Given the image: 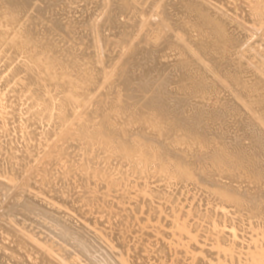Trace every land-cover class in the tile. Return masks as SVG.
I'll return each instance as SVG.
<instances>
[{
  "label": "bare ground",
  "instance_id": "obj_1",
  "mask_svg": "<svg viewBox=\"0 0 264 264\" xmlns=\"http://www.w3.org/2000/svg\"><path fill=\"white\" fill-rule=\"evenodd\" d=\"M3 1V0H2ZM7 1V0H6ZM33 1V0H32ZM42 1V0H41ZM44 1V0H43ZM46 1V0H45ZM56 1V0H55ZM55 1H53V2H55ZM66 1V0H65ZM92 1V0H91ZM103 1H105L106 2V6L107 5H109L110 6V12H109V15L107 16V18L104 20V22H103V24H105V27L106 26H110L112 29H114L113 30V32H114V34H118L120 37H121V39H122V41L121 40H119V41H121L124 45H128L129 46V49H128V51H126V52H124V53H126L125 55V57H124V54H123V57L124 58H122V59H120L121 60V62L118 60V62H120V64L117 62V60H115L117 63L116 64H119L118 66L116 65V67L114 66V62H113V60H110L109 58H110V56L109 57H105V55H101V54H99V53H96V52H94L96 55H94L93 56V58L95 59V63H99L100 65L102 64V59H103V57L105 58V59H107L106 60V62L107 63H109L110 61V65H111V63L113 62L114 64L110 67V65L108 64V67H107V65H106V68L104 67V69H109L110 70V68H114V70H111L112 71V73H110L109 72V70H108V72L110 73V74H108V72H106V70H104V69H102V74L101 73H99L98 72V70L100 71V69H95V64L93 65V67L94 68H92V66L90 67V74H89V72H88V76H85V77H87V78H89L90 77V79H86V80H88L87 82H86V80L84 81V83L86 82V83H88L89 82V80L91 81L89 84H87V88L85 87V84H83V86H81V87H79L80 85H82V84H80L78 87H74L73 85H74V82H76V80H74V82H73V80H72V82H73V85L71 86V85H68V80L67 81H65V82H61V81H59V82H55V80H53L55 83V85L53 84V83H51L52 81H51V79H50V81H48V79L47 78H40L39 77V75H38V73H40L39 71H38V69L40 68L39 67V63H37V64H35V61H34V63H32V64H34V65H30V66H28V65H26V64H22V66L19 68L18 67V71L15 73L14 71V73L13 72H11V75H14V76H12V77H14L15 79H17L16 77L17 76H19V80H17V81H19V83L17 82V84H19L18 86L21 88V89H24V90H26V92L28 91L29 93H31V98L33 97L34 99H35V102L37 103L36 105H39L40 107H42L43 109H44V111H46L47 113L48 112H50V108H51V104H50V102H51V100L53 101V99H55L56 97H58L59 98V96H61L60 97V100L59 101H61L60 102V107H61V113L60 114H55V115H53V114H50V113H48V114H44L45 115V118L43 117V116H38V114L39 113H37V114H33V115H31L32 117L30 118L29 116L30 115H27L26 117L27 118H25L26 120H27V122H26V120H25V124H24V119L23 120H21L20 122H18V120H17V115H19V114H17V115H10V116H17V117H15L16 118V125L18 126V128H17V126H13L14 128H11V130L12 129H16V131H18V133H21V132H24L25 134H27L26 135V137L25 138H28L27 136H30L29 138H35V136H39V135H42V134H44V135H47L46 137L48 138V140H49V142H50V139L52 138V139H54L53 137H56L55 139H57V141H56V143L60 140L59 138H61L62 137V134L61 135H59V129L62 127V125L65 123V122H67L68 123V117L71 119V118H73V117H71V116H74V114H69V113H72L73 111H74V109H76L77 107H84L85 105V103L88 101H92V102H94L93 103V105L95 106V107H93L94 109L92 110V111H90V113H88L89 111H87L88 109H86L87 107H85L84 109H86L85 111H87V115H88V117L87 118H84V122H82L83 120V118L81 117V116H78L77 118L75 117V120H78V122L77 123H74V122H72L71 123V125H72V127L73 126H75V132L76 133H80V134H83L84 132L86 133V136L88 135L90 138H92L94 141L97 139H101V142H103L104 143V145L106 146V147H111V148H113V150H114V153L112 154L113 155V157L116 159V157H123V161H129L130 160V162H131V160H132V162H133V164H135L134 166H133V164H132V166H133V168L132 169H134L135 170V172H142L143 173V171H141V170H143V169H137L136 168V165H137V160L138 159H132V158H134L135 156H137L140 152H142V151H144L143 153H146V154H148L149 156H151V157H153V158H151V165H154V163H156V161H158V163H156V167H154L155 168V170H156V172H158V170H161V169H163V168H167V167H169V168H174L175 169V172L176 173H180V172H183V171H185V170H187L189 173H190V178L195 182V185H197V186H200V187H202L203 189H204V191H205V193L206 194H208V196H206L207 198L206 199H208L209 197H212L213 195H214V201H218V203H219V201H220V205L222 206L221 207V209L219 210V214L218 215H220V216H226L227 215V210L225 209V205H227V204H229V205H234V206H236L238 209V213H240L241 214V216H243L244 218H246V217H248V215H250L251 216V218H252V215H256V216H258L259 214H262V212L264 213V211H262V210H264V184H262V185H260L261 187H258V185L261 183V181L263 182V178H264V69L262 68L264 65V63L263 64H256V65H254L253 67H251V65H252V63L248 66L247 64H244L242 61H240L239 59H237L236 58V60L235 59H233V57L236 55V54H234V49L238 46L237 45V43L239 42V41H241V40H237L238 38H239V35H237L236 34V36H238V38H236V36L235 35H231V33H229L230 31H228L227 30V26H229V25H227L226 26V21H227V18L225 19V17L223 18V17H221L220 16V14L218 15V12H216V10L214 11V9H213V7L212 8H210L207 4H205V3H203V1H201V0H178L177 2L175 1V0H164L165 2H164V4L162 3L161 4V2H157L158 4L157 5H159L158 7H160V10H159V8H158V10L159 11H157V12H155L154 13V17H152V21L151 22H144L145 23V27L147 26V30L144 32V34H140V36H139V38H137V39H135L134 40V38H133V36H134V32H135V30H137L138 28H137V25L139 24V22L138 21H140V20H138L137 21V19L139 18V15L140 14H145L144 12H143V10H144V8H141V7H138V4H140V3H138V4H135L136 2H134L133 0H102V2ZM142 1V0H141ZM155 1V0H154ZM175 1V2H174ZM204 1H206V0H204ZM214 0H212V4L215 2H213ZM1 2V1H0ZM27 2V1H26ZM30 2V1H29ZM61 2V1H60ZM63 2V1H62ZM73 2V1H72ZM71 2V3H72ZM79 2V1H78ZM87 2V1H86ZM94 2H96V0L94 1ZM93 2V3H94ZM97 2H99V1H97ZM101 1L99 2V5H100V3H102ZM104 2V3H105ZM175 3V5L177 6V8H175L176 6L174 5V3ZM207 2V1H206ZM209 3H210V0L208 1ZM243 2H245L244 0H243ZM8 3V4H7ZM7 3H5V4H7V5H5V7H6V15L4 14L3 16H5L4 18H6L7 17V19H8V16L10 15V16H14V15H17L18 13L20 14V17H17L16 16V19L14 18V22H17L16 20H22V17L23 18H25L24 17V15H22L21 16V13L23 14V12L21 11H19V9L21 8L22 9V3H24V0H9ZM32 3V2H31ZM30 3V5L32 6V4ZM33 3H35V1L33 2ZM47 3H49V4H51L50 2H47ZM69 3V2H68ZM90 3V2H89ZM172 3V6H173V8H175L176 10H181V9H185V10H183V11H185V12H183V13H185L184 15H185V17H186V14L190 17V20H188L187 18V20H186V22L185 21H182L184 18H182V20H180L181 18H179L180 16H178L177 17V13H174V12H177V11H175L174 9H172L171 11H169L170 9H169V7H167L168 5H170ZM215 3H217V4H219L220 2H215ZM214 3V4H215ZM222 3V2H221ZM248 4H251V9H250V11H248V13L249 12H251L250 13V15L247 13V15L248 16H250L252 19L250 20V21H252L253 23H255V24H257V27H259L258 26V24L260 25H263L264 24V0H248V2H247ZM246 3V4H247ZM1 4H3V3H1ZM28 4V3H27ZM45 4V3H44ZM81 4V3H80ZM86 4V3H85ZM143 4V3H142ZM146 4V3H145ZM144 4V5H145ZM213 4V5H214ZM224 4V3H223ZM246 4H244V5H246ZM30 5H27V6H30ZM38 5V4H37ZM65 5V4H64ZM71 5V4H70ZM75 5H76V3H75ZM84 5V4H83ZM82 5V6H83ZM87 5V4H86ZM97 5V4H96ZM102 5H104L103 3H102ZM229 5V4H228ZM232 5V4H231ZM238 5V4H237ZM1 6H3V5H1ZM0 6V7H1ZM34 6V5H33ZM54 6V5H53ZM56 6V5H55ZM63 6V5H62ZM67 6V5H66ZM77 6V5H76ZM81 6V7H82ZM94 6V5H93ZM105 6V8H107ZM155 6V5H154ZM171 6V7H172ZM215 7H218V6H216V5H214ZM242 6V5H241ZM241 6H240V8H241ZM4 7V6H3ZM2 7V8H3ZM23 7H25V10H26V3H25V6L23 5ZM36 7V6H35ZM39 7H41V6H39ZM39 7L37 6V11L38 12H40V13H42L40 10H39ZM43 8H44V6H42ZM41 7V10L43 9ZM49 7V6H48ZM74 7V6H73ZM86 7V6H85ZM102 7V6H101ZM220 7H222L221 5H220ZM224 7V6H223ZM53 8V7H52ZM61 8V6L59 7V9ZM64 8V7H63ZM69 8H71V7H69ZM78 8V7H77ZM77 8H74V9H77ZM151 8H152V6H151ZM29 9H30V7H29ZM48 9V8H47ZM46 9V10H47ZM50 9H51V5H50ZM55 9V8H54ZM80 9V8H79ZM83 9V8H82ZM143 9V10H142ZM154 9H156V7L154 8ZM218 9V8H217ZM242 9V8H241ZM28 10V9H27ZM44 10V9H43ZM49 10V9H48ZM66 10V9H65ZM64 10V11H65ZM68 10V9H67ZM66 10V11H67ZM84 10V9H83ZM86 10V9H85ZM84 10V11H85ZM100 10V9H99ZM98 10V11H99ZM104 10V9H103ZM146 10V9H145ZM144 10V11H145ZM151 10V9H150ZM150 10H146V11H150ZM226 10V9H225ZM233 10V9H232ZM236 10V9H235ZM52 11V10H51ZM63 11V12H64ZM78 11V10H77ZM92 11V10H91ZM102 11V10H101ZM108 11V10H107ZM123 11L127 14V12L128 13H130L131 15V19L127 22V24L126 23H120L119 21H118V18H117V16L119 17L120 15L119 14H117V13H123ZM145 11V12H146ZM234 11V10H233ZM242 11V10H241ZM246 11V10H245ZM3 12V11H2ZM18 12V13H17ZM25 13H28L27 11H24ZM32 13L34 12V11H31ZM45 12V11H44ZM56 12V11H55ZM63 12H62V14H63ZM75 12V11H74ZM82 12V11H81ZM80 12V13H81ZM105 12V11H104ZM148 12L146 13L147 15H148ZM181 12V17H184V15H183V13ZM223 12V11H222ZM225 12H227V11H225ZM237 12V11H236ZM4 13V12H3ZM2 13V14H3ZM17 13V14H16ZM30 13V12H29ZM32 13H30V14H32ZM36 14H37V12H35ZM51 13V12H50ZM77 13V12H76ZM76 13H74V14H76ZM89 13V12H88ZM239 13H240V11H239ZM242 13V12H241ZM244 13H246V12H244ZM7 14H8V16H7ZM44 14V13H43ZM47 14V13H46ZM49 14V13H48ZM61 14V13H60ZM64 14H66V13H64ZM72 14V13H71ZM86 14V13H85ZM126 14H124V15H126ZM146 14H145V16H143V15H141L142 17H146ZM178 14H179V12H178ZM232 14H234V13H232ZM1 15V14H0ZM55 15V14H54ZM59 15V14H58ZM67 15H68V13H67ZM80 15V14H79ZM103 15H104V13H103ZM122 15V14H121ZM242 15V14H241ZM244 15V14H243ZM27 16V15H26ZM28 16H30V15H28ZM27 16V17H28ZM43 16V15H42ZM47 16L48 15H46V17L45 18H47ZM53 16V15H52ZM56 16V15H55ZM72 16H73V14H72ZM71 16V17H72ZM77 16H78V14H77ZM87 16V15H86ZM92 16H93V14H92ZM95 16V15H94ZM97 16V15H96ZM123 16V15H122ZM150 16H152V15H150ZM149 16V17H150ZM222 16H223V14H222ZM233 16V15H232ZM36 17V16H35ZM62 17V16H61ZM60 17V18H61ZM85 17V16H84ZM99 17H100V15H99ZM99 17H97V18H99ZM126 17H128V16H126ZM149 17H146V18H148V20L150 19ZM227 17V16H226ZM247 17V16H246ZM1 18V17H0ZM3 18V19H4ZM12 18V19H13ZM31 18V17H30ZM38 18V17H37ZM40 18V17H39ZM38 18V19H39ZM90 18V17H89ZM93 18V17H92ZM125 18V17H124ZM179 18V19H178ZM244 18V17H243ZM3 19H1V21H0V23L2 22V20ZM11 19V20H12ZM26 19V18H25ZM28 19V18H27ZM25 20V21H28V20ZM34 19V18H33ZM49 19H50V17H49ZM57 18H55V20H56ZM62 19V18H61ZM65 19H67V18H65ZM74 19V18H73ZM77 19V18H76ZM141 19V18H140ZM236 19V18H235ZM240 19H242V18H240ZM10 20V19H9ZM18 20V21H19ZM36 20V19H35ZM47 21H48V18L46 19ZM96 20V22L98 23V20L99 19H95ZM142 20H143V18H142ZM154 20H155V22H156V24H153L154 23ZM237 20V19H236ZM235 20V21H236ZM239 20V19H238ZM247 20V19H246ZM249 20V19H248ZM60 21H62V20H59L58 22H60ZM65 21V20H64ZM69 21V20H68ZM68 21H66V22H68ZM78 21H80V20H78ZM78 21H76V22H78ZM89 21V20H88ZM182 21V22H181ZM188 21V22H187ZM232 21V20H231ZM245 21V20H244ZM4 22V21H3ZM8 22V21H7ZM13 22V23H14ZM20 22V21H19ZM32 23H33V21H31ZM35 22V21H34ZM37 22H38V20H37ZM39 22H40V20H39ZM42 22V21H41ZM45 22V21H44ZM56 21H54L53 23L54 24H56L55 23ZM87 21H85V23H86ZM93 22V21H92ZM101 22V21H100ZM126 22V21H125ZM143 22V21H142ZM160 23V24H158V23ZM230 22V21H229ZM9 23V22H8ZM43 23V22H42ZM42 23H40V24H42ZM46 23V22H45ZM48 23V22H47ZM78 23H80V22H78ZM77 23V24H78ZM85 23H83V25L85 24ZM146 23L148 24V25H146ZM189 23V24H188ZM228 23V22H227ZM246 23V22H245ZM2 24V23H1ZM14 24H16V23H14ZM25 24V23H24ZM30 25H31V23H29ZM35 24V23H34ZM54 24H52V25H54ZM57 24H59V23H57ZM56 24V25H57ZM74 24V23H73ZM90 24V23H89ZM93 24V23H92ZM94 24H96L95 22H94ZM93 24V27L91 26V25H88V26H91V27H88L87 26V28H90V30H91V32H93L94 34H97V33H99L100 34V36H101V39L99 40V41H101V45H102V49H105V47H112V45H117V44H115V43H113V44H111L110 43V41H109V36H107L106 34L105 35H103L104 37L102 38V32L101 31H103V30H101L103 27L102 26H104V25H100L99 27H95V25ZM140 24H141V22H140ZM139 24V25H140ZM232 24V23H231ZM4 25V24H3ZM10 25V24H9ZM46 25V24H45ZM48 25V24H47ZM51 25V24H50ZM51 25V26H52ZM56 25H54V26H56ZM80 25V24H79ZM138 25V26H139ZM249 25V24H248ZM14 26V25H13ZM23 26H25V25H23ZM35 26V25H34ZM36 26H37V24H36ZM63 26V24L60 26H56L55 28H57L58 30H63V32H67V36H71V34L72 33H75L76 31H78V30H76L75 32H72V31H70L71 29L70 28H68V27H71L69 24L67 25V28L66 27H62ZM85 26V25H84ZM143 26V27H144ZM31 27V26H30ZM45 27V26H44ZM76 28H77V26H75ZM110 27H108L109 29H111ZM230 27V26H229ZM232 27V26H231ZM230 27V28H231ZM24 28V27H23ZM33 28V27H32ZM81 28V27H80ZM83 28V27H82ZM81 28V29H82ZM97 28H98V30H97ZM137 28V29H136ZM164 28H166V30L164 29ZM232 28H234V27H232ZM31 29V28H30ZM70 29V30H69ZM81 29H79V31L81 30ZM84 29V28H83ZM85 29H86V27H85ZM190 29V30H189ZM235 29V28H234ZM38 30V29H37ZM41 30V29H40ZM75 30V29H74ZM104 30H108L107 28L106 29H104ZM144 30V29H143ZM192 30V31H191ZM194 30H198L200 33V35H198V34H195V35H197V37H194V34H190V31L191 32H193L194 33ZM232 30V29H231ZM240 30V29H239ZM26 31V34L28 33V32H30L29 30L27 31V30H25ZM83 31V30H82ZM89 31V30H88ZM96 31H97V33H96ZM105 31V32H106ZM109 31V30H108ZM112 31V30H111ZM111 31H110V33H111ZM198 31H197V33H198ZM2 32V31H1ZM0 32V33H1ZM11 32H12V30H11ZM16 32V31H15ZM63 32H62V34H63ZM65 32V33H66ZM72 32V33H71ZM84 32V31H83ZM90 32V31H89ZM4 35H5V33H4V31L2 32ZM23 33L25 34V32L23 31ZM140 33V32H139ZM142 33V32H141ZM166 33H167V35H166ZM179 33V35L180 36H177V34ZM196 33V32H195ZM240 33V31L238 32V34ZM47 34V33H46ZM45 34V35H46ZM84 34V33H83ZM89 34V33H88ZM109 34V33H108ZM246 34V33H245ZM10 34H8V36H9ZM15 35V34H14ZM14 35H12V36H14ZM31 39L26 35V37H28L30 40H31V42L33 41L34 42V35L32 36V32H31ZM50 35V34H49ZM75 35V34H74ZM86 35V34H85ZM84 35V36H85ZM91 35V34H90ZM38 36V35H37ZM42 36H43V34H42ZM56 36V35H55ZM54 36V37H55ZM66 36V37H67ZM73 36V35H72ZM92 36H93V34H92ZM105 36H107V37H105ZM111 36V35H110ZM115 36V35H114ZM118 36V37H119ZM177 36V37H176ZM16 37V36H15ZM23 37H25V36H23ZM26 37H25V41L26 42H29V39L27 38L26 39ZM44 37V36H43ZM47 37V36H46ZM63 37V36H62ZM78 37V36H77ZM80 37V36H79ZM90 37V36H89ZM88 37V38H89ZM97 36L95 35V38H96ZM113 37V36H112ZM111 37V38H112ZM116 37V36H115ZM137 37V36H136ZM4 38V37H3ZM3 38L1 37V34H0V58L3 56L4 57V60L6 61V59H7V56H6V59H5V55L6 54H4V52H6L5 51V46H6V42L8 41V39H7V41H4L3 40ZM6 38V37H5ZM4 38V39H5ZM22 38V37H21ZM48 38V37H47ZM64 38V37H63ZM71 38V37H70ZM73 38V37H72ZM82 38V37H81ZM81 38H79V40H81ZM100 38V37H99ZM11 39V38H10ZM19 39V38H18ZM75 39V38H74ZM87 39V38H86ZM89 39H91V37L89 38ZM240 39V38H239ZM20 40H24V38H22V39H20ZM28 40V41H27ZM40 40H42L41 38H40ZM60 40V39H59ZM83 40H84V38H83ZM97 40V39H96ZM137 40V41H136ZM242 40H244V39H242ZM14 41V40H13ZM16 41V40H15ZM46 41V40H45ZM91 41V40H90ZM94 41V40H93ZM115 41V40H114ZM118 41V42H119ZM17 42V41H16ZM15 42V43H16ZM31 42H29V44L28 45H30V43ZM48 42V41H47ZM47 42H45V43H47ZM50 42V41H49ZM97 42V41H96ZM241 42H244V41H241ZM262 42V41H261ZM5 43V44H4ZM13 43V42H12ZM15 43L14 44H12V45H15ZM53 43V42H52ZM57 43V42H56ZM60 43H63V42H60ZM73 43V42H72ZM94 43H95V41H94ZM98 43V42H97ZM96 43V44H97ZM17 44V43H16ZM24 44V43H23ZM26 44V43H25ZM39 44V43H38ZM78 44V43H77ZM76 44V45H77ZM89 44H90V42H89ZM88 44V45H89ZM100 44V43H99ZM98 44V45H99ZM243 44V43H242ZM241 44V45H242ZM245 44V43H244ZM9 45V44H8ZM11 45V44H10ZM19 44H17V46H18ZM34 45H35V43H34ZM54 45V44H53ZM59 45V44H58ZM63 45V44H62ZM75 45V46H76ZM81 45V44H80ZM88 45H87V48H88ZM239 45H240V43H239ZM256 45V44H255ZM26 46V45H25ZM36 46V45H35ZM84 46V45H83ZM93 47L95 46V45H92ZM119 46V45H118ZM261 46V45H260ZM259 46V47H260ZM12 46H10V48H11ZM22 47H23V45H22ZM28 47V46H27ZM30 47V46H29ZM56 47V46H55ZM99 47V46H98ZM97 47V48H98ZM111 47H110V49H111ZM124 47V46H123ZM238 47H240V46H238ZM242 47V46H241ZM240 47V48H241ZM20 48V47H19ZM32 48V47H31ZM30 48V49H31ZM38 48V47H37ZM43 48H45V47H43ZM57 48V47H56ZM68 48V47H67ZM86 48V49H87ZM95 48V47H94ZM100 48V47H99ZM98 48V49H99ZM107 48V49H108ZM125 48V47H124ZM173 48H175L176 50H178V52H179V54L178 53H174L175 55V58L177 57L176 55L178 54L180 57H178L177 58V60L176 61H174V62H170V63H165V62H162L161 61V53H163L165 50H166V52H168V50L167 49H173ZM243 48V47H242ZM242 48H241V50H242ZM250 47H248V49H249ZM17 49V48H16ZM49 49V48H48ZM84 49V48H83ZM96 49V48H95ZM9 49H7V51H8ZM14 50H15V48H14ZM20 50V49H19ZM24 50V49H23ZM33 50V49H32ZM43 50H45V49H43ZM53 50V49H52ZM55 50V49H54ZM80 50V49H79ZM101 50V49H100ZM113 50V49H112ZM127 50V49H126ZM170 50H169V52H170ZM175 50V51H176ZM236 50H238V48L236 49ZM241 50L239 51V53L241 52ZM247 50V49H246ZM246 50H244V52H245V54H244V52H243V54L245 55V58H246V56L248 57V59L250 60H253L252 59V55H250L249 53H248V50L246 51ZM10 51H12V49L10 50ZM38 51V50H37ZM41 51V50H40ZM39 51V52H40ZM60 51H62V50H60ZM88 51V50H87ZM106 51V50H105ZM251 51V50H250ZM9 52V51H8ZM16 52V51H15ZM38 52V53H39ZM48 52V51H47ZM55 52V51H54ZM53 52V53H54ZM59 52V51H58ZM64 52H66V51H64ZM91 52V51H90ZM99 52V51H98ZM104 52V51H103ZM106 52H108V51H106ZM119 52V51H118ZM169 52H168V54H167V56H169L170 54H169ZM237 52V51H236ZM253 52V51H252ZM260 52V51H259ZM10 53V52H9ZM8 53V54H9ZM27 53V52H26ZM52 52H51V54H53ZM61 53V52H60ZM63 53V52H62ZM68 53V52H67ZM70 53V52H69ZM77 53V52H76ZM93 53V52H92ZM102 53V52H101ZM239 53L237 54L238 55V57H240L239 56ZM248 53V54H247ZM19 54H22V52L21 53H19ZM34 55H35V53H33ZM42 54V53H41ZM40 54V55H41ZM83 54V53H82ZM107 54V53H106ZM263 54V53H262ZM11 55V53L9 54V56ZM15 56V57H17L18 55L16 54V53H14L13 51H12V55L11 56ZM17 55V56H16ZM37 56H38V54H36ZM40 55H39V57H40ZM44 55H46V54H44ZM61 55V54H60ZM73 55H75L74 53H73ZM80 55V54H79ZM101 55V56H100ZM111 55V54H110ZM256 55V54H255ZM20 56V55H19ZM30 56V55H29ZM32 56V55H31ZM30 56V57H31ZM36 56V57H37ZM89 56V55H88ZM120 56V55H119ZM252 56V57H251ZM264 56V55H263ZM49 57H50V55H49ZM49 57H47V60H48V62H47V64L51 61V62H53L54 63V59H55V63L53 64L52 63V65H54V67H51V68H54V71H57L58 72V70H60L61 68H63L64 66L62 65V66H60V64L59 63H61L60 61H63V60H60L59 61V63H57L58 61H56V58L59 60L61 57H59L58 58V56L56 57V58H54V56H53V61H52V59L50 60V58ZM64 57V56H63ZM68 57V56H67ZM73 57V56H72ZM91 57V56H90ZM116 57V56H115ZM164 58L166 57V53H165V56H163ZM172 57H173V55H172ZM9 58V57H8ZM32 58H33V56H32ZM45 57H41V59H44ZM49 58V59H48ZM112 59H113V57H111ZM167 58V57H166ZM174 58V59H175ZM255 58H256V56H255ZM254 58V59H255ZM3 59V58H2ZM13 59H14V57H13ZM23 59V58H22ZM28 59H30V58H28ZM35 59V58H34ZM41 59L39 60V61H41ZM64 59H66V58H64ZM77 59V58H76ZM76 59H75V61H76ZM89 59H91V58H89ZM116 59V58H115ZM260 59V58H259ZM18 59L17 58H15V61H17ZM21 60V59H20ZM31 60V59H30ZM37 60V59H36ZM72 60H74V59H72ZM84 60H85V58H84ZM87 60V59H86ZM110 60V61H109ZM166 60V59H165ZM167 60H170V58L168 59L167 58ZM166 60V61H167ZM171 60H173L172 58H171ZM195 60L196 61H198L199 62V65L198 66H201L200 68H198V67H195V66H193V64L194 63H196L195 62ZM250 60V61H251ZM7 61H9L10 62V65H13V63H15V61L13 62V60H7ZM24 61H26V60H24ZM44 61L45 60H43L42 62H43V64H42V62H40L41 64H42V66L44 65H46V64H44ZM88 61V60H87ZM105 61V60H104ZM244 61V60H243ZM261 61V60H260ZM31 62V61H30ZM46 62V61H45ZM50 62V63H51ZM64 62V61H63ZM69 62H71V61H69ZM77 62V61H76ZM89 62H91V61H89ZM89 62H87V63H89ZM93 62V61H92ZM248 62V61H247ZM251 62H253V61H251ZM255 62V61H254ZM259 62V61H258ZM12 63V64H11ZM28 63V62H27ZM50 63L48 64L49 66H50ZM79 63H80V61H79ZM82 64H83V62H81ZM84 63H86V62H84ZM106 63V64H107ZM262 63V62H261ZM8 64V63H7ZM6 64V65H7ZM57 64L59 65V67H61V68H59V67H57L58 68V70L55 68V66H57ZM73 64V63H72ZM76 64V63H75ZM78 64V63H77ZM90 64V63H89ZM104 65H105V63H103ZM197 64V63H196ZM254 64V63H253ZM15 66H16V68H17V65L16 64H14ZM47 65V67H49ZM65 66H67V64L65 63L64 64ZM263 65V66H262ZM9 66V65H8ZM14 66V67H15ZM72 66H75V65H72ZM197 66V65H196ZM47 67L45 66V68H46V71H47ZM89 67V66H88ZM99 67V66H98ZM101 67H103V66H101ZM100 67V68H101ZM110 67V68H109ZM193 67H195V68H198V69H195L194 70V68ZM252 69H251V68ZM9 68V67H8ZM73 68V67H72ZM75 68V67H74ZM77 68H80V66L78 67L77 66ZM76 68V69H77ZM87 68V67H86ZM92 68V69H91ZM254 68V69H253ZM41 69V71L43 70V68L41 67L40 68ZM49 69V68H48ZM68 68L66 67V69L65 70H67ZM13 70H16V69H14L13 68ZM51 71H53V69H50ZM62 70V69H61ZM74 70L75 69H73V72H74ZM77 70H79V69H77ZM80 70H81V68H80ZM80 70H79V74H81L80 73ZM84 69H82V71H83ZM45 71V72H46ZM53 71V72H54ZM69 71V70H68ZM68 71H66V74H67V72ZM71 71H72V69H71ZM57 72H55L56 74H57ZM61 72H63V71H61ZM76 72H78V71H76ZM76 72H74L75 74H76ZM84 72H85V70H84ZM84 72H83V75H85L84 74ZM87 72H85V73H87ZM96 72L97 73H99L98 75H96ZM101 72V71H100ZM64 73H65V71H64ZM69 73H70V71H69ZM72 73V72H71ZM71 73H70V76H71ZM219 74L220 75V77L221 78H223L224 79V86L223 85H221L222 87V90L225 92V90L229 93H227V92H225V93H227L228 95H226L225 97H221V100L219 99V97H217V96H215V98H218V100H219V103H217L216 101H218L217 99H215V103H217L216 105L215 104H213V105H211V103L212 102H214V101H211V100H209V101H211V103H210V106H212V107H210L209 106V108L208 107H206V111H208V113L209 114H207V116H208V119L210 120V122H208V123H206V122H204V121H208V119L206 120V119H204V118H206L203 114V110H201V108H196L193 104V106H194V108L192 109L191 108V112H190V114H188V113H186V111L188 110H181V107H182V101L180 100L181 99V96H182V100H183V95L182 94H179V93H181V92H185V93H183V94H189V95H191L192 97H193V94H195V96H196V94H197V98H195V99H197V100H202L203 99V97L204 98H207L206 97V95H207V93L209 92V91H211L212 90V88H213V90L215 89L214 88V86L215 87H217V83H216V81H215V74ZM250 73H252V75H253V77H254V80H249L250 78H248V74L250 75ZM15 74H18L17 76L15 75ZM22 74V75H21ZM53 74V73H52ZM58 74H60V72L58 73ZM57 74V75H58ZM66 74H62V75H66ZM75 74L74 75H72V77H71V79L72 78H76L75 77ZM48 75V74H47ZM61 75V74H60ZM59 75V76H60ZM78 74H76V76H77ZM83 75H81V76H83ZM91 75V76H90ZM101 75V76H100ZM109 75V76H108ZM16 76V77H15ZM51 77H52V75H50ZM102 76H103V79L105 80H103L102 82H100L99 81V79L101 80V78H102ZM107 76H108V78H107ZM110 76H111V78H113V79H109L110 78ZM114 76L115 77H117V78H114ZM218 76V75H217ZM216 76V77H217ZM8 77V76H7ZM54 77H56V75H54ZM61 77V76H60ZM68 77V76H67ZM65 78V79H69V78ZM78 77V76H77ZM101 77V78H100ZM175 77H177V81H176V79H175ZM10 78V77H9ZM57 79H58V77H56ZM173 78L175 79L174 81L177 83V89H172L171 87L167 90V92L171 89L172 91L173 90H177L176 92H174L177 96H173V97H175V98H172L171 97V95H169V94H174V93H167V92H165L166 94H168L172 99H169V97H168V99L167 98H165L163 95H166V94H163L164 93V91L165 90H163L166 86H170V84L172 83V81H173ZM219 78V77H218ZM12 79V78H11ZM10 79V80H11ZM60 79V78H59ZM58 79V80H59ZM64 79V78H63ZM77 79V78H76ZM83 80L85 79V78H82ZM109 79V80H108ZM220 79V78H219ZM8 80V79H7ZM62 80V79H61ZM79 80V79H78ZM77 80V81H78ZM80 80H81V77H80ZM80 80L78 81L79 83H80ZM222 80V79H221ZM220 80V81H221ZM9 81V80H8ZM13 81V80H12ZM174 81H173V83H174ZM218 81V80H217ZM219 81V82H220ZM50 82V83H49ZM78 82H76L75 84H79ZM81 82H83L82 80H81ZM218 82V83H219ZM222 82V81H221ZM93 84V86H94V88H95V85H106V89L104 90L103 89V91L101 92V94L99 95V96H97V95H95L97 98L95 99V97H92V99L89 97H87L86 95H90L89 93H92V92H94V93H96L95 92V89H94V91H92L93 89H92V85H90V84ZM52 84H53V86H55L56 87V89L54 90V88L55 87H52ZM59 85V86H58ZM70 87V89L68 88V86ZM16 86V85H15ZM50 86H51V89H50ZM66 86V87H65ZM68 88V89H65V88ZM72 87H74V88H72ZM89 87H91V88H89ZM220 87V86H219ZM219 87L218 88H216L217 90H219ZM52 88H53V90L55 91L53 94H50L49 95V93H51L52 91ZM89 88V89H88ZM176 88V87H175ZM14 89H16V88H14ZM216 89L214 90V91H216ZM18 90L20 91V89L18 88ZM80 90V91H79ZM82 90H86L85 92H86V95H84L85 93H81L82 92ZM96 90H97V86H96ZM170 90V92H172ZM17 91V90H16ZM88 91V92H87ZM99 91H101V90H99ZM219 92V91H218ZM221 92V91H220ZM223 92V93H224ZM209 94V93H208ZM212 94V93H211ZM48 95V96H47ZM57 95V96H56ZM84 95V96H83ZM189 95H186V96H189ZM199 95V96H198ZM47 96V97H46ZM200 96H202V97H200ZM213 96V95H212ZM84 97H86V98H84ZM178 97H180L178 100H177V98ZM198 97H200V98H202V99H198ZM211 97V96H210ZM214 97V96H213ZM88 98V99H87ZM94 98V99H93ZM186 98V97H185ZM187 98H189V97H187ZM186 98V100L185 101H190L189 99H187ZM181 101V102H178V101ZM203 101V100H202ZM208 101V102H209ZM239 101H240V103H242V105L243 106H245L246 107V109H247V112L246 111H244L243 109H242V106L240 107V105H239ZM89 102V103H90ZM194 102V101H193ZM195 102H196V100H195ZM200 103H201V101H199ZM199 102H196V103H199ZM203 102H206V104H204V106H206L207 105V101H203ZM181 103V104H180ZM184 103V102H183ZM187 103V102H186ZM186 103H184V104H186ZM190 103V102H189ZM195 103V104H196ZM86 104H88V103H86ZM179 104V105H178ZM191 105V104H190ZM189 105V106H190ZM209 105V104H208ZM186 106V105H185ZM185 106H184V109H186L185 108ZM204 106L202 107V109L204 108ZM187 107V106H186ZM191 107V106H190ZM190 107H189V109H190ZM200 107V106H199ZM78 108V109H79ZM208 108V109H207ZM77 109V110H78ZM83 109V108H82ZM39 110H41V109H39ZM39 110H38V112H39ZM79 111V110H78ZM42 112H43V110H42ZM77 112V111H76ZM83 112V111H82ZM188 112V111H187ZM43 114V113H42ZM79 115H81V113H78ZM253 114V115H252ZM255 114H258L257 116H255ZM6 115V114H5ZM4 115V117L2 116V115H0V155H1V158H2V156H3V159H4V161H2L1 160V162H3V163H0V172H1V174H3L4 172L5 173H7V172H9V171H12V173L14 174V178L16 179V181H17V178H18V180L19 181H21L19 178H20V175H21V177H23L22 176V174L24 173V172H22V171H26L27 170V168L29 167V165L30 164H32L33 165V161L32 160H34L33 158H36L35 156L32 158V156H31V153H32V155H34V153L33 152H31V151H29V152H31L30 153V155L29 154H27L25 151H26V148H27V145L28 144H32V145H34V143H32V142H28V144L26 145V143H27V141L25 142V149H24V153H21L20 154V156L18 155V156H16L15 158H16V162H14L13 160H12V158L10 159V158H8V157H6V156H4L3 155V149H7V146H9V144L7 145V146H4L5 144H6V142L5 141H3L4 139H2V136L4 135V132H5V134L7 133V132H9L8 133V135L9 134H11L13 131H8V130H10V128H8V126H9V122L11 121V119L10 118H8V117H6ZM23 115V114H22ZM25 115V114H24ZM77 115V114H76ZM122 115L123 116H127V118H129L128 116H130V117H138V118H142V117H144V119H145V117L146 118H148V121L146 120V122L144 123V124H141V125H137V122H136V125L137 126H134V127H131V126H128L129 124H127V126H126V124H125V122L127 121V119L125 120L124 118H126V117H122ZM138 115V116H137ZM150 115V117L151 118H149V117H147V116H149ZM22 117V116H21ZM41 117L42 118H44V119H41ZM123 118V120H121V118ZM134 117V118H135ZM12 118V117H11ZM15 118L14 119H12V120H15ZM30 118V119H29ZM134 118H131V119H129L128 120V123H129V121L131 122L130 124H132V125H134V123H133V120H134ZM138 118H135V119H138ZM19 119V118H18ZM74 119V118H73ZM118 119H120L122 122L123 121H125L124 123H122L121 124V122H120V124H118L119 123V121H118ZM20 120V119H19ZM132 120V121H131ZM140 120H142V119H139V121H138V123L139 122H141ZM73 121V120H72ZM118 121V123H116ZM136 121V120H135ZM144 121V120H143ZM12 122V121H11ZM10 122V123H11ZM18 122V123H17ZM23 122V123H22ZM204 122V123H203ZM146 123H148L147 125H148V127L146 126ZM231 123H232V125H231ZM14 124V125H15ZM66 124V123H65ZM70 124V123H69ZM68 124V125H69ZM226 125H227V127H226ZM12 125H10L9 127H11ZM36 126V127H35ZM231 126V127H230ZM230 127V128H229ZM64 128V127H63ZM63 128H62V130H63ZM70 128H71V126H70ZM158 128H163V129H165L166 130V132L165 131H161L162 133L163 132H165V136L163 137V136H161L162 135V133L159 135V131L160 130H158ZM226 128L227 129H229V130H227L226 131ZM72 129V128H71ZM70 129V130H71ZM74 129V128H73ZM72 129V130H73ZM157 129V130H156ZM27 130H31V132L29 133ZM68 130V129H67ZM15 131V130H14ZM13 132V134L16 136L17 135V132ZM21 131V132H20ZM65 131V130H64ZM64 131H62V132H64ZM159 132V133H158ZM177 132H178V137H181L180 136V134L182 135V137L184 136L185 138L184 139H186L187 140V143H190V149L187 147V148H185V150L187 151H184L183 150V148L181 147L180 148V146L179 145H176V144H181V142L182 141H180V143H178L179 141H178V139L176 138V140H177V142H176V140H174L175 139V135L177 134ZM70 133H72V132H70ZM75 133V134H76ZM85 133H84V135H85ZM167 133H168V135H167ZM171 133H173V134H175L174 136H173V134H172V137H174V138H172V137H168L169 135L171 136ZM23 134V133H22ZM22 134L20 135V136H22ZM74 134V135H75ZM79 134V135H80ZM7 135V134H6ZM8 135H7V137L6 136H4V137H6L7 139H8ZM14 135H12V137H14ZM64 135V134H63ZM79 135H77L78 137H79ZM84 135H83V137H84ZM19 136V137H20ZM34 136V137H33ZM67 136V135H66ZM76 136V137H77ZM18 137V138H19ZM77 137V138H78ZM80 137H82V136H80ZM79 137V138H80ZM82 137V138H83ZM9 138H11V137H9ZM16 138V137H15ZM18 138L16 139V141H14V143L15 142H19L20 140H22L21 138H19L20 140L18 141ZM66 137H65V135H64V137L62 138V139H65ZM168 138L170 139V140H168ZM172 138V139H171ZM14 139V138H13ZM36 139V138H35ZM43 140L45 139V141H47V139L46 138H42ZM59 139V140H58ZM62 139L60 140L61 142H62V144H60V142L58 143V144H60L61 145V148H63L61 151L58 149V148H55V147H52V149L53 148H55V149H58L60 152H61V154H62V156H63V154H66V150L68 151V149H69V151L71 152V151H73L75 148H74V146H72V145H69V143H68V145L66 144H64V142L62 141ZM73 139H75V138H73ZM183 139V140H184ZM23 140H24V138H23ZM37 140V139H36ZM36 140H35V143H36ZM67 140V139H66ZM98 140V141H99ZM172 140V141H171ZM180 140H182V139H180ZM200 140V142L198 143L197 141H199ZM10 142L11 143V141H12V139H11V141H10V139H8L7 140V142ZM31 141H32V139H31ZM55 141V140H54ZM78 141V140H77ZM175 141V143L174 144H172L173 142ZM185 141V140H184ZM184 141L182 142V143H184ZM193 141V142H192ZM34 142V141H33ZM37 142H39V140H37ZM49 142H46V143H48L49 144ZM52 142H53V140H52ZM52 142H50V144H52ZM67 142V141H66ZM68 142H69V139H68ZM70 142H72V141H70ZM73 142H75V141H73ZM13 143V144H14ZM40 143V142H39ZM38 143V144H39ZM45 143V142H44ZM44 143H43V145H44ZM55 143V142H54ZM186 143V142H185ZM12 144V143H11ZM20 144H23V143H20ZM31 144L29 145L30 147H31ZM37 144V145H38ZM71 144V143H70ZM197 144V145H196ZM41 145V144H40ZM42 145V146H43ZM54 145H56V144H54ZM75 145V144H74ZM187 145V144H186ZM29 146H28V148H29ZM35 146V145H34ZM42 146H41V148H42ZM5 147V148H4ZM23 147V146H22ZM45 147V146H44ZM44 147H43V150H44ZM49 147H51V146H49ZM58 147H60V146H58ZM70 147H71V149L72 148H74V149H72V150H70ZM75 147H77V145H75ZM18 148H20V147H18ZM36 148V147H35ZM40 148V149H41ZM60 148V149H61ZM68 148V149H67ZM10 151H13L12 150V148L9 146V148H8ZM8 149H7V151H8ZM39 149V150H40ZM48 149V148H47ZM19 150H22V149H19ZM17 151V150H15V151H17V152H19L20 153V151ZM30 150H32V148L30 149ZM33 150H34V148H33ZM39 150H38V155H40L41 154V152L42 151H40L39 152ZM42 150V149H41ZM57 150V151H58ZM48 151L49 152H45V155H46V157H48L47 155H49V157L50 156H52V159L54 158V156H55V159H53V161L55 160V162L57 161V160H60V157H61V154L58 152L57 153V155H55V152L56 151H51V150H49L48 149ZM188 151H192V152H194L192 155H191V153H190V155L189 156H191L190 158H188L189 160H187L186 159V157H189L188 156ZM14 152V151H13ZM22 152V151H21ZM27 152H28V149H27ZM28 152V153H29ZM34 152H35V154H36V149L34 150ZM43 152V153H44ZM74 152V151H73ZM4 153H7L5 150H4ZM25 153L27 154V155H25ZM46 153H48V154H46ZM14 154L15 153H13L12 154V152H11V155H13L14 156ZM24 154V155H23ZM58 154H60V155H58ZM140 154H142V153H140ZM139 154V155H140ZM10 155V154H9ZM10 155V156H11ZM17 155V154H16ZM23 155V156H22ZM37 155V154H36ZM42 155V154H41ZM67 155H69V152H68V154ZM145 154H142V156H144ZM7 156H8V154H7ZM59 157V158H57V157ZM66 156V155H65ZM71 156H72V154H71ZM75 156V155H74ZM70 156H68V158H69ZM111 157V156H110ZM6 158H8L9 159V163H10V165H9V163H8V165H7V159ZM39 158H40V156H39ZM42 158V157H41ZM43 158H44V156H43ZM64 158V157H63ZM73 157H71V158H69V160L70 159H72ZM114 158L112 159L113 161H114ZM5 159H6V163H5ZM37 159V158H36ZM35 159V161L37 162V160ZM49 159V158H48ZM67 156H66V158H65V161L67 162ZM73 159H75V157L73 158ZM41 160V159H40ZM39 160V161H40ZM45 160V159H44ZM111 160V161H112ZM39 161H38V163H39ZM42 162H43V160H41ZM46 161V160H45ZM51 161V160H50ZM65 161H63V165H66L67 163H65ZM139 161H141V159L139 160ZM138 161V162H139ZM42 162H40V163H42ZM47 162V161H46ZM46 162H44V163H46ZM54 162V163H55ZM70 162V161H69ZM109 162V161H108ZM207 162V163H206ZM208 162H209V164H210V168L208 167L207 168V166H208ZM73 163H74V161H73ZM114 163V162H113ZM141 163V162H140ZM12 164V165H11ZM48 164H50L51 165V162L50 163H48ZM57 164V163H56ZM72 164V163H71ZM75 164V163H74ZM109 164H111V162L109 163ZM39 165V164H38ZM40 165H42V166H40ZM39 166L42 168V167H44L43 166V164H40ZM59 165V164H58ZM62 165V166H63ZM70 165V164H69ZM34 166V165H33ZM35 166H37V165H35ZM61 166V167H62ZM72 166V165H71ZM70 166V167H71ZM78 166H80V165H78ZM107 166V165H106ZM106 166H104V168L106 167ZM138 166H140V164H138ZM38 167V166H37ZM73 167V166H72ZM71 167V168H72ZM84 167V166H83ZM202 167L205 169H203L202 170ZM213 167H217V170H218V168H219V170H220V172H218L217 173V171H215L216 169L215 168H213ZM51 168V167H50ZM53 168V167H52ZM65 168H67V171H68V167H67V165L65 166ZM64 168V169H65ZM76 168H80V167H76ZM103 168V167H102ZM104 168H103V170H104ZM141 168V167H140ZM206 168H207V171H209V170H211L212 169V171L209 173V174H206V173H203L204 171H206ZM221 168V169H220ZM26 169V170H25ZM49 169V168H48ZM47 169V170H48ZM70 169V168H69ZM72 169H74L75 170V167L74 168H72ZM98 169H100L99 170V172L101 171V167L100 168H98ZM106 169V168H105ZM109 169V172H110V177L109 176H107L106 175V177H109V179H110V181L112 182V184H117L118 182H120L121 180H124L123 178V176L121 175L120 176V173L121 174H123L122 172H119V173H117L118 171H114V173H112L113 171L112 170H110V167L108 168ZM107 169V170H108ZM111 169H114V168H111ZM200 169V170H199ZM215 169V170H214ZM29 170V169H28ZM27 170V171H28ZM35 170V169H34ZM34 170H33V172H34ZM50 170V169H49ZM52 170V169H51ZM55 171H56V169H54ZM96 170V169H95ZM106 170V171H107ZM116 170V169H115ZM140 170V171H139ZM72 171V170H71ZM198 171H200V172H198ZM202 171V172H201ZM38 172V171H37ZM44 172V171H43ZM96 172V171H95ZM98 172V171H97ZM96 172V173H97ZM98 172V173H99ZM236 172V173H235ZM9 173H11V172H9ZM12 173H11V175H12ZM30 173V172H29ZM32 173V172H31ZM39 173V172H38ZM50 173V172H49ZM58 173H59V171H58ZM62 172H60V174H61ZM97 173V174H98ZM104 173H106L105 171H102L100 174L102 175V178H103V176H104ZM107 173H108V171H107ZM112 173V174H111ZM118 175H117V174ZM141 173V174H142ZM28 174V173H27ZM35 174V173H34ZM41 174V173H40ZM54 174V173H53ZM56 174H57V172H56ZM59 174V175H60ZM116 174V175H115ZM139 174V173H138ZM48 175H50L51 176V174H48ZM61 175H63V173L61 174ZM60 175V176H61ZM248 175H250L251 176V180H252V178H255V179H257L256 181H258V182H256L255 181V183H257V184H255V187H251V188H248V185H249V183H251V180L249 179V181L250 182H248V181H246L245 183H244V180H246L245 178L247 177L248 178ZM6 176V175H5ZM13 176V175H12ZM58 176V175H57ZM98 176L99 177H101L99 174H98ZM144 176V175H143ZM244 176H246L245 178H244ZM1 177V176H0ZM29 177V176H28ZM66 179H67V177L66 176H64ZM105 177V176H104ZM2 178H4V176L2 175ZM7 178V177H6ZM34 178V177H33ZM42 178V177H41ZM50 178H52V177H50ZM56 178H58V177H56ZM101 178V179H102ZM250 178V177H249ZM5 179V178H4ZM25 179V178H24ZM37 179V178H36ZM40 179V178H39ZM49 179V178H48ZM54 179V178H53ZM59 179V178H58ZM108 179V178H107ZM106 179V181L108 182V180ZM223 179H225L226 181H223ZM32 180V179H31ZM35 180V179H34ZM38 180V179H37ZM104 179H102V181H103ZM5 181H8V183L7 184H9V180L7 179V180H5ZM4 181V182H5ZM11 181V180H10ZM15 181V182H16ZM24 181V180H23ZM33 181V180H32ZM46 181V180H45ZM62 181H64V178H63V180ZM88 181H89V179H88ZM91 181V180H90ZM89 181V182H90ZM14 182V183H15ZM26 182V181H25ZM35 182V181H34ZM34 182H32V183H34ZM39 182V181H38ZM44 182V181H43ZM55 182H56V180H54V184H55ZM221 182V183H220ZM248 182V185L244 188V184L246 185V183ZM253 182H254V179H253ZM260 182V183H259ZM13 183V182H12ZM23 183V182H22ZM27 183V182H26ZM37 183V182H36ZM45 183V182H44ZM48 182H46V184H47ZM59 182L57 181V184H55V185H60V184H58ZM63 184L62 185H64V184H66V181H65V183L64 182H62ZM91 183V182H90ZM122 183V182H121ZM121 183H120V185H121ZM237 183H241V187L243 188L242 190H240V188L241 187H237ZM244 183V184H243ZM24 184V183H23ZM23 184H21V185H23ZM30 184L31 183H29V187H31L30 186ZM123 184H124V182H123ZM32 185V184H31ZM38 185V184H37ZM62 185H61V187H62ZM111 185V184H110ZM10 186V185H9ZM33 186V185H32ZM36 186V185H35ZM50 186V185H49ZM65 186V185H64ZM115 185H112V187H114ZM119 186V184H117V187ZM157 186V185H156ZM23 188H24V186H22ZM26 187V186H25ZM40 188H42L41 186H39ZM38 187V189L37 190H40V188ZM57 187V186H56ZM55 187V188H56ZM60 187V186H59ZM155 187V186H154ZM152 188V189H150V192H146V194H145V196L143 195V196H141V197H148V195L149 196H151L153 199H154V197L155 196H157V197H159V195H162L161 196V198L162 197H164V198H166V196H165V194H167L168 193V191L165 189V188H163L162 186H161V188H163V190L161 191V188L160 187H155V188ZM263 187V188H262ZM19 188H20V186H19ZM34 188V187H33ZM67 189L66 188V186L65 187H63V189ZM116 188V187H115ZM151 188V187H150ZM3 189V188H2ZM25 189V188H24ZM27 189V188H26ZM42 189H44V188H42ZM59 189V188H58ZM58 189H57V191H58ZM64 189V190H65ZM86 189H87V187H86ZM114 189V188H113ZM49 190H50V188H49ZM48 189H46V191L48 192V194H52L53 195V193H54V188H52V192L53 193H49L50 191H49ZM62 190V189H61ZM5 191V190H4ZM21 191H22V189H21ZM21 191L19 192V193H21ZM28 191V190H27ZM56 191V194H58V192H60V191H58L57 192ZM86 191V190H85ZM85 191H84V193H85ZM167 191V192H166ZM15 192V191H14ZM23 192V191H22ZM39 192V191H38ZM42 192V191H41ZM43 192H45V191H43ZM62 192H63V190H62ZM61 192V193H62ZM18 192L16 193V194H19ZM26 193V192H25ZM30 193H31V191H30ZM30 193H26L27 194V196H29V194ZM46 193V192H45ZM61 193L60 194H58V196L59 195H61ZM64 193V196H65V191L63 192ZM67 193V192H66ZM90 192L88 191V193L86 192L85 194H89ZM161 193H163V194H161ZM23 194V193H22ZM25 194V195H26ZM34 194V193H33ZM39 194H41V193H39ZM55 194V193H54ZM82 194V193H81ZM172 193L170 192V195H169V193H168V195L171 197V196H173V194L171 195ZM212 194V196H209V195H211ZM31 195V194H30ZM51 195V196H52ZM83 195V194H82ZM81 195V196H82ZM22 196H24V194L22 195ZM21 196V197H22ZM47 196H49V195H47ZM50 196V197H51ZM63 195H61V197H62ZM85 196V195H84ZM88 196H90V194L88 195ZM169 196H167V198L169 197ZM10 197H11V195H10ZM16 197V196H15ZM57 196L56 195H53V199L55 198L56 200H57V198H56ZM91 197V196H90ZM140 197V198H141ZM12 198H14V197H11V199ZM65 198H67V197H65ZM65 198L63 197V198H61L62 200H65ZM78 198V197H77ZM80 198V197H79ZM79 198H78V200H79ZM144 198H141V199H144ZM156 198V197H155ZM164 198H162V199H164ZM175 198V197H174ZM58 199H60V198H58ZM83 199L85 200V197L83 198V196H82V199H80L79 201L80 202H82V203H84L83 202ZM91 199V198H90ZM90 199H88L87 197H86V201L87 202H89V203H87V204H90ZM157 199V198H156ZM14 200H16V199H14ZM22 200H23V203H22V206H21V203L20 204H18V205H20L19 206V209H21L22 208V210H24V211H22V212H25L26 214H28L29 216L30 215H33V216H37L36 217V219L38 218V221L35 219V222H34V220H33V222L34 223H37V222H39V224L40 223H42L41 221L42 220H44L43 218L41 219V221H39V215L41 216V215H43L44 213V211L42 210V205H40L41 203H39V200H40V198H39V200L36 198V199H33V198H26V196L25 197H22ZM44 200V199H43ZM70 200V199H69ZM68 200V201H69ZM78 200H76V201H78ZM150 199H148L147 200V198H146V201H145V203H148L149 205H148V211L150 210V212H152L153 211V208H152V206H151V203H153L152 201H149ZM166 200V199H165ZM169 200H170V198H169ZM168 200V201H169ZM171 200H173V199H171ZM211 200H212V198H211ZM211 200H209L210 202H211ZM11 201H13V200H11ZM38 201V202H37ZM47 201V200H46ZM58 201V200H57ZM67 201V199L65 200V202ZM70 201H72V200H70ZM70 201H69V204H70ZM75 201V200H74ZM75 201V202H76ZM154 201V200H153ZM157 201V200H156ZM167 201V202H168ZM173 201H176L175 199L173 200ZM213 201V203H215ZM16 202V201H15ZM45 201H43L42 203H44ZM49 202V201H48ZM54 202V201H53ZM63 201H61V203H62ZM79 202V203H80ZM93 202H95V201H93ZM135 202V201H134ZM134 202H132V204L134 203ZM170 202V201H169ZM12 203V202H11ZM51 202H49V204H50ZM67 204H68V202H66ZM92 203V202H91ZM137 203V205H139L138 204V202H136ZM144 203V202H143ZM157 203V202H156ZM173 203V202H172ZM175 203V202H174ZM218 203H216V204H218ZM8 204H9V202H8ZM16 204V205H17ZM47 204V203H46ZM57 204V203H56ZM59 204V203H58ZM65 204V203H64ZM68 204V205H69ZM75 204V203H74ZM81 204V203H80ZM86 204V205H87ZM95 204V203H94ZM99 204H101V203H99ZM131 204V205H132ZM169 204V203H168ZM9 205H11V204H9ZM13 205H15L14 203H13ZM53 205V204H52ZM73 205V204H72ZM137 205H135L136 207L135 208H137ZM141 205H143V204H141ZM157 205H158V203H157ZM48 206V205H47ZM46 206V208H50V207H47ZM54 206V205H53ZM52 206V207H53ZM58 206V205H57ZM56 206V207H57ZM70 206V205H69ZM79 206V205H78ZM83 206H84V204H83ZM102 206V205H101ZM143 206H145V204L143 205ZM197 205H195L194 207H196ZM82 207V205L80 206V208ZM86 207V206H85ZM133 207H134V205H133ZM139 207H141L140 205H139ZM198 207H200V206H198ZM9 208H11V206H9ZM16 208H18V207H16ZM15 208V209H16ZM54 208V207H53ZM51 209V211L53 210H55V208L54 209ZM58 208H59V206H58ZM68 208V207H67ZM66 208V209H67ZM83 208V207H82ZM145 209L147 208V206L146 207H144ZM13 209H14V207H13ZM71 209V208H70ZM74 209H75V207H74ZM79 208H77L76 210H78ZM117 209V208H116ZM115 209V210H116ZM134 209V208H133ZM156 209V208H155ZM193 209V208H192ZM191 209V210H192ZM195 209V208H194ZM198 209V208H197ZM197 209H196V211H197ZM200 209H202V208H200ZM11 210V209H10ZM61 210V209H60ZM69 210V209H68ZM100 210V209H99ZM118 211H119V208L117 209ZM116 210V211H117ZM157 210V209H156ZM190 210V211H191ZM209 210V212H211L210 214L212 215V211H210V209H208ZM218 210V209H217ZM12 211V210H11ZM72 211V210H71ZM78 211H81V209L80 210H78ZM87 210H84V211H81V213L82 212H86ZM120 211H121V209H120ZM203 211H206V210H203ZM262 211V212H261ZM13 212H14V210H13ZM13 212H12V214H13ZM58 212H60L59 210H58ZM62 212H65V210L64 211H62L61 210V212L60 213H62ZM115 212V211H114ZM202 210H200V211H198V215H202ZM207 212V211H206ZM208 212V213H209ZM4 213V212H3ZM9 213V212H8ZM53 213H55V211L53 212ZM56 213H57V209H56ZM74 213H76V212H74ZM79 213V212H78ZM80 213V214H81ZM87 213V212H86ZM89 213V212H88ZM93 213V212H92ZM153 213V212H152ZM151 213V214H152ZM155 213V212H154ZM193 213V212H192ZM204 213V212H203ZM7 214V213H6ZM18 214H21V213H18ZM23 214V213H22ZM66 214V213H65ZM65 214L64 213H62V215H64V217H65ZM67 214H69V213H67ZM83 214V213H82ZM94 214V213H93ZM129 214V213H128ZM155 214H157V211H156V213ZM194 215H197L196 214V212L195 213H193ZM193 214H191V217H192V215ZM11 215V213L9 214V216ZM25 215V214H24ZM47 215V214H46ZM50 215V214H49ZM48 215V216H49ZM76 215V214H75ZM85 215V214H84ZM153 215V214H152ZM207 215V214H206ZM206 215H204V217H206ZM211 215H209V216H211ZM13 216V215H12ZM16 216V215H15ZM21 216H23V215H21ZM28 216V217H29ZM32 216V217H33ZM47 216V217H48ZM67 216V215H66ZM70 216V215H69ZM187 216H188V214H187ZM208 216V215H207ZM208 216V217H209ZM249 216V217H250ZM255 216V217H256ZM4 217V216H3ZM7 217H8V215H7ZM11 217V216H10ZM19 217V216H18ZM24 217V216H23ZM25 217H27L26 215H25ZM50 217V216H49ZM63 217V218H64ZM93 217V216H92ZM190 217V218H191ZM193 217H195V216H193ZM191 218V219H194V218ZM240 217V216H239ZM249 217H248V219L247 220H249ZM254 217V218H255ZM5 218V217H4ZM13 218V217H12ZM19 218H22V217H19ZM30 218V217H29ZM65 218H70L71 219V217H65ZM73 218V217H72ZM80 218V217H79ZM90 218V217H89ZM89 218H86L87 220L89 219ZM128 218V217H127ZM190 218H189V220L188 221H192V220H190ZM198 218V217H197ZM200 218H201V216H200ZM200 218H198V219H200ZM211 218L213 219V217L211 216ZM210 218V219H211ZM257 218V217H256ZM259 218V217H258ZM258 218H257V220H258ZM14 219V218H13ZM25 219V218H24ZM33 219H34V217H33ZM70 219H68V221H70ZM77 219V218H76ZM86 219H84V220H86ZM224 219H226V218H224ZM239 219V218H238ZM260 220H258V222H260L259 224L261 225V226H263V228H264V223H262L261 222V220L263 219V218H259ZM6 220H8V219H6ZM26 220H28V219H25V221ZM30 220H32V218L30 219ZM29 220V221H30ZM45 220H46V218H45ZM44 220V221H45ZM65 220V219H64ZM63 220V221H64ZM72 220L74 221L75 219H71V221L70 222H72ZM91 222L92 221H95V223H98V220L97 219H94L93 218V220L90 218L89 219ZM97 220V221H96ZM130 220V219H129ZM207 220L209 221V219L207 218ZM207 220H203L202 219V221H206L207 223H209ZM227 220V219H226ZM37 221V222H36ZM43 221V222H44ZM47 222H48V220H46ZM51 221V220H50ZM49 221V224H48V226L50 225V227H51V229H52V227L53 226H51V224H54L53 222L51 223ZM78 221V220H77ZM196 221V220H195ZM242 221H244V220H242ZM246 221V220H245ZM2 222V221H1ZM26 222H28V221H26ZM46 222V223H47ZM61 222H62V219H61ZM65 222H67V221H65ZM79 222V221H78ZM78 222H76V223H78ZM85 222H87V221H85ZM197 222V221H196ZM206 222H204V224H206V226L208 225ZM210 222L212 223V221L210 220ZM29 223V222H28ZM75 223V221H74V224H76ZM81 223V222H80ZM90 223V222H89ZM94 223V222H93ZM123 223V222H122ZM188 223H190V222H188ZM194 223V222H193ZM236 223V222H235ZM234 223V224H235ZM240 223V222H239ZM238 223V224H239ZM242 223H244V222H242ZM246 223V222H245ZM12 224V223H11ZM32 224V223H31ZM39 224H37V225H39ZM60 224V223H59ZM67 224H68V222H67ZM66 224V225H67ZM196 223H194V225H195ZM202 224V223H201ZM232 224V223H231ZM233 224V225H234ZM248 224V223H247ZM2 225V224H1ZM5 225V224H4ZM33 225V224H32ZM42 225V224H41ZM45 225V223L43 224V226ZM65 225V224H64ZM64 225H63V227H64ZM77 225V224H76ZM190 225V224H189ZM192 225V224H191ZM196 225H199V223L198 224H196ZM211 225V224H210ZM213 225V224H212ZM216 225V224H215ZM227 225H230V223L229 224H227ZM226 225V226H227ZM240 226L242 225V227L244 226V228H245V225H243V224H239ZM23 226V225H22ZM21 226V227H22ZM27 226V225H26ZM47 226V227H48ZM84 226H86V225H84ZM219 226V225H218ZM223 226H225V224H223ZM239 226V227H240ZM249 226V225H248ZM0 227H2V226H0ZM20 227V228H21ZM29 227H30V225H29ZM28 227V228H29ZM33 227V226H32ZM31 227V229L30 230H32L33 228ZM55 227H56V225H55ZM59 227V226H58ZM79 227H81V225L79 226ZM78 227V228H79ZM83 227V226H82ZM81 227V229H83ZM188 227V226H187ZM193 227V226H192ZM199 227V226H198ZM210 228V230L209 231H211L212 229V226H209ZM215 227V226H214ZM230 227V226H229ZM3 228V227H2ZM22 228H24V226L22 227ZM28 228L26 227V229H23L24 231H28ZM38 229H39V227H37ZM57 228V227H56ZM54 229L55 230V232H56V230L57 229ZM62 228V227H61ZM197 228V227H196ZM200 229H202V226H200L199 227ZM216 228V227H215ZM246 228H247V225H246ZM245 228V229H246ZM1 229V228H0ZM16 229V228H15ZM68 229V228H67ZM69 229H71L72 230V227L70 228L69 227ZM123 229V228H122ZM131 229V228H130ZM190 229V228H189ZM192 229H194V228H192ZM204 229H206V228H204ZM231 229V228H230ZM2 230V229H1ZM34 230H36L35 228H34ZM63 229H61L60 231H62ZM66 230V229H65ZM64 231V232H62L61 233V236H62V239H63V242H61L60 241V239L58 240V241H60L59 243L61 244V243H66L67 242V244H68V242H70L71 244H72V247L74 246V247H77V252H79L78 251V249L80 250V252L79 253H87L88 251H89V247H88V245L86 244V243H82V239L84 238L85 239V237H83V238H81V235H80V233L82 234V232H80V233H76L75 231ZM185 230H187V229H185ZM198 230V229H197ZM213 230H215V229H213ZM211 231V233L212 232H214V231ZM217 230V229H216ZM246 230H248V229H246ZM6 231V230H5ZM4 231V232H5ZM11 231V230H10ZM10 231H8V232H10ZM18 231V230H17ZM33 231V230H32ZM53 231V229L51 230V232ZM59 231V232H60ZM84 231V230H83ZM204 231H206V230H204ZM222 231L224 232V234L223 235H225V236H221L222 238H223V240L221 239L220 241L222 242V241H225V242H223L224 243V245H228L227 243L230 241V239L228 238L229 236H236V232L234 231V230H232V231H229V232H227V230L226 231H224L223 229H222ZM1 232V231H0ZM14 232V231H13ZM37 232V231H36ZM55 232H53L54 233V235H55ZM124 232V231H123ZM123 232H122V234H123ZM16 233V232H15ZM21 233H22V231H21ZM30 233V235H28L27 237L28 238H30V240L28 239V241H30V242H24L25 241V239L23 238H19L18 236L16 237V238H19L18 240H17V242H16V246H14L13 248H12V252H10V251H8L9 252V254L11 253V256H12V254L14 255V257H25V256H27V252H28V255L30 254V253H32V252H34V250L36 249H38L39 251H41L42 252V254L40 255V256H43V259L41 260L42 261V264L44 263H46V262H49V260H50V256L52 255L53 256V254L55 255V257L56 256H59V260H58V257L57 258H55L58 262L56 263V264H69L68 262H67V259H65V257L62 255V256H60V255H58L57 253H56V251H59L58 250V248L60 249V250H62L63 248H62V246L61 247H56V246H58V244L56 245V246H52V245H48V244H46V243H41V241L36 237L37 236V234H35V233H31V232H28V233H22L21 234V237H23L24 235L26 236L27 234H29ZM57 233V232H56ZM195 233V232H194ZM211 233H209V234H211ZM14 234V233H13ZM24 234V235H23ZM35 234V235H34ZM58 234V233H57ZM121 234V232H119V230L115 227V228H113L112 229V231H111V233L109 234V237H110V239H112L113 240V242L116 244V242H118V243H120L119 241H118V237L119 238H124V235H122ZM186 234V233H185ZM203 234L204 235H208V233H204L203 232ZM238 234V233H237ZM9 235V234H8ZM19 235H20V233H19ZM23 235V236H22ZM129 235V234H128ZM188 235V234H187ZM192 235H194V234H192ZM196 236H198V234H195ZM194 235V236H195ZM11 236V235H10ZM13 236V235H12ZM84 236V235H83ZM184 236V235H183ZM194 236H191V240H192V237H194ZM182 237V236H181ZM199 237H201L200 235H199ZM204 237H206V236H204ZM208 237V236H207ZM237 237V236H236ZM26 238V237H25ZM128 238H130L129 236H128ZM187 238H188V236H187ZM198 238V237H197ZM227 238V239H226ZM233 238V237H232ZM22 239V240H21ZM55 239V238H54ZM58 239V238H57ZM96 239H97V236H96ZM95 239V240H96ZM127 239V238H126ZM188 239H190V238H188ZM207 239H209L208 241H210V238L208 237ZM218 239H220L219 237H218ZM228 239H229V241H228ZM235 239V238H234ZM233 239V242L234 241H237L236 239L234 240ZM1 240V239H0ZM12 240H13V244L12 245H14L15 244V239H13L12 238ZM24 240V241H23ZM82 240V241H81ZM195 240V239H194ZM200 240V239H199ZM215 240L216 241H218L216 238H215ZM215 240H212V241H215ZM6 241V240H5ZM161 241H163V240H161ZM193 241V240H192ZM201 241V240H200ZM228 241V242H227ZM56 242V241H55ZM195 241H193V243H194ZM198 242V241H197ZM227 242V243H226ZM231 242V241H230ZM238 242V241H237ZM48 243V242H47ZM53 243V242H52ZM58 243V242H57ZM64 243V244H65ZM113 243V244H114ZM165 243V242H164ZM200 243V242H199ZM202 243V242H201ZM216 243H218V242H216ZM235 243V242H234ZM206 244V243H205ZM207 244H209L208 242H207ZM221 244V243H220ZM220 244H217V247L219 248V246H220ZM236 244H238V243H236ZM10 245H11V243H10ZM9 245V246H10ZM69 245V244H68ZM182 245V244H181ZM201 245V244H200ZM219 245V246H218ZM223 245V244H222ZM221 245V246H222ZM26 246H29L31 249H30V251L29 250H26L25 249V247ZM166 246H168V245H161V248L159 249V251H161L160 253H162V254H165L166 252H167V247ZM193 246V245H192ZM196 246H197V243H196ZM211 246H212V243H211ZM220 246V247H221ZM239 246V245H238ZM241 247H242V245H240ZM6 247V246H5ZM10 247H12V246H10ZM29 247H28V249H29ZM74 247H73V249H74ZM119 247V246H118ZM190 247H191V244H190ZM200 247V246H199ZM209 247V246H208ZM237 247V246H236ZM1 248H2V246H1ZM1 248H0V251H1ZM187 248V247H186ZM194 248V246L192 247V249ZM214 248H215V246H214ZM213 248V249H214ZM217 248V249H218ZM5 249V248H4ZM169 249V248H168ZM200 249V248H199ZM202 249H204V247L202 248ZM216 249V248H215ZM237 249V248H236ZM238 249H239V247H238ZM11 250V249H10ZM190 250V249H189ZM207 250H209V249H207ZM223 251H218L216 254H215V252L217 251H215L214 253H212V255H216L217 256V254H219V255H221L222 253L224 254L227 250H229V249H222ZM63 251H64V249H63ZM67 251V250H66ZM65 251V253H67ZM183 251H185V250H183ZM190 251H192V250H190ZM189 251V252H190ZM193 251H195V248H194V250ZM196 251H198V250H196ZM200 251V250H199ZM210 251V250H209ZM5 252H7V251H5ZM38 252V251H37ZM155 252V251H154ZM154 252H150V255L152 254V255H154L155 253ZM156 254L155 255H158V251L156 250ZM188 252V253H189ZM202 252V254H204V255H207L206 253L207 252H203V250L201 251ZM211 252V251H210ZM39 253V252H38ZM121 253V252H120ZM0 254L2 255V253L0 252ZM35 253H33V255H34ZM180 254H182V252H180ZM184 254V253H183ZM200 254V253H199ZM222 254V255H223ZM226 254V253H225ZM0 255V256H1ZM36 255H37V253H36ZM36 255H34V256H36ZM4 256H5V254H4ZM39 256V257H40ZM159 256V255H158ZM166 256V255H165ZM169 256H170V254H169ZM184 256V255H183ZM195 256V255H194ZM226 256L228 257V254H226ZM234 256V255H233ZM7 257H9V256H7ZM146 257V256H145ZM163 257V256H162ZM181 257V256H180ZM179 257V258H180ZM200 257V256H199ZM207 257V256H206ZM206 257H203L204 258V260L203 261H206L207 262V260L208 259H206ZM219 257H221V256H219ZM223 257H225V256H223ZM51 258H53V257H51ZM130 258H131V256H130ZM148 258V257H147ZM178 258V257H177ZM176 257H175V259H177ZM190 258V257H189ZM195 258V257H194ZM201 258V257H200ZM199 258V259H200ZM203 258H201V259H203ZM233 258V257H232ZM0 259H2V258H0ZM4 259V258H3ZM26 259V258H25ZM28 259V258H27ZM138 259H140V257L138 258V256L137 255H135V254H133V257H132V259H131V262H132V264H139L140 263V261L138 260ZM167 259V258H166ZM198 259V258H197ZM200 259V260H201ZM206 259V260H205ZM7 260V259H6ZM14 260V259H13ZM12 260V261H13ZM18 260V259H17ZM35 260H36V258H35ZM182 261H183V257H182V259H181ZM180 259H179V264H182V263H180V261H181ZM185 260H186V258H185ZM191 260H192V258H191ZM211 259H209L208 261H210ZM213 260V259H212ZM39 261V260H38ZM137 261H139L138 263H137ZM148 261V260H147ZM162 261V260H161ZM163 261H164V257H163ZM162 261V262H163ZM198 261V260H197ZM202 261V260H201ZM200 261V262H201ZM202 261V262H203ZM3 262V261H2ZM50 262H52V260H50ZM175 262H176V260H175ZM199 262V263H200ZM202 262H201V264H202ZM212 261H210V263H211ZM21 263H22V261H21ZM25 263H27V262H24V264ZM32 263V262H31ZM34 263V262H33ZM152 263V262H151ZM195 263H197L196 261H195ZM3 264V263H2ZM19 264H20V262H19ZM23 264V263H22ZM40 264V263H39ZM124 264V263H123ZM176 264H178V263H176ZM204 264H206V263H204Z\"/></svg>",
  "mask_w": 264,
  "mask_h": 264
},
{
  "label": "rangeland",
  "instance_id": "obj_2",
  "mask_svg": "<svg viewBox=\"0 0 264 264\" xmlns=\"http://www.w3.org/2000/svg\"><path fill=\"white\" fill-rule=\"evenodd\" d=\"M1 2H0V6L1 5H3V6H1L0 7V21H1V19H3L5 16H3L4 14L6 15V7H5V5H7L8 3V1L9 0H0ZM27 1V2H26ZM30 1V2H29ZM35 1V3H33ZM53 1H55V0H24V3H22V9L20 8L19 9V11L21 10L22 12H23V14L21 13V16L22 15H24V17L28 20V21H25L26 19L25 18H23L22 17V20L20 19H18V20H16L17 22H14L13 20H14V18L16 19V16L19 14L18 12V14L17 15H14V16H8V14H7V16H8V19H7V17L6 18H4L3 20H2V24L0 23V32L2 31H4V33H5V35L1 32L0 34H1V37L3 38V40L4 41H7V39H8V41L6 42L7 44H6V48H5V51L6 52H4V54H6L5 55V59H6V56H7V59H6V61L4 60V57L2 56L1 58H0V115H2L3 117H4V115L6 116V117H8V118H10L11 119V123L9 122L8 124H9V126L10 125H12L11 127H9L8 126V128H10V130H8V131H13V132H15L16 131V129H12L11 130V128H14L13 126H17L15 123V121H16V118L15 117H17V120H18V122H20L21 120H23L24 119V124L27 122V120L25 119V118H27L28 116L27 115H30L29 117L31 118L32 116L31 115H33V114H37V113H39L38 114V116L40 115V116H43L44 118H45V115L46 114H48V113H50V114H53V115H55V114H60L61 112V107H60V102L61 101H59L60 100V97L61 96H59V98L58 97H56L55 99H53V101L51 100V102H50V104H51V108H50V112H46V111H44V109L42 108V107H40L39 105H36L37 103L35 102V99L32 97L31 98V93H29L28 91L26 92V90H24V89H21L18 85L19 84H17V82L19 83V81H17V80H19V76H17L18 74H15L16 76V78L17 79H15L14 77H12V76H14V75H11V72H17L18 71V67L20 68L21 66H22V64L24 65V64H26V65H28V66H30V65H34V64H32V63H34V61H35V64H37V63H39V67L41 68H43V70L41 71V69L39 68L38 69V71L40 72V73H38V75H39V77L40 78H47L48 79V81H50V79H51V83H57V82H59V81H61V82H65V81H67L68 80V85H73V82H74V80H76V82H78L79 80H80V77H81V80L83 81V82H81V80H80V83L77 85V84H75L76 82H74V87L76 86V87H78L80 84H82V85H80L79 87H81V86H83V84H85V87L87 88V84H89L91 81L89 80V82L88 83H86L88 80H86V79H90V77L89 78H87V77H85V76H88L87 74H88V72L90 71V67L92 66V68H94L93 67V65L95 66V69H100V71L98 70V72L99 73H101L102 74V69H104V67L106 68V65H107V67H108V64L111 62L110 60H113V62L115 63H111V65H110V67L114 64V66L116 67V65L118 66L119 64H120V62H121V60L120 59H122V58H124L126 55V51H128V49H129V46L128 45H124L121 41H122V39H121V37L117 34H114V32H113V30L114 29H112L110 26H106L105 27V24H103V22H104V20L107 18V16L109 15V12H110V6L109 5H107L106 6V2L105 1H103L102 2V0H96V2H94L95 0H56L55 2H53ZM61 1V2H60ZM63 1V2H62ZM73 1V2H72ZM79 1V2H78ZM87 1V2H86ZM97 1H101L104 5H102V3H100V5H99V2H97ZM134 2H136L135 4H138V3H140V4H138V7H141V8H144V10L146 9H148V10H150L149 12L148 11H144L143 9V12L146 14L147 12H148V15L146 14V17H149L150 15H152V16H150L149 18V20H148V18H146V17H142L141 15H143V16H145V14H140L139 15V18L137 19V21L138 20H140V21H138L139 22V24H140V22H141V24L138 26L137 25V30H135V32H134V36H133V38H134V40L135 39H137V38H139V36H140V34L142 35V34H144V32L147 30V26L145 27L144 25H145V23L144 22H151L153 19H152V17H154V13L155 12H157V11H159L160 10V7H158L159 5H157L159 2H161V4L163 3L164 4V0H133ZM176 2L178 1V0H175ZM174 1V2H175ZM201 1H203V3H205V4H207L210 8H212L213 7V9H214V11L216 10V12H218V15L220 14V16L221 17H225V19L227 18V21H226V26L227 25H229L230 27L232 26V27H234V28H230L229 26H227V30L228 31H230L229 33H231V35H235L236 36V34L237 35H239V38H238V36H236V38H238L237 40H241V41H244V42H241V41H239L238 43H237V45L238 46H242L241 48H242V50H241V48L240 47H236L235 49H234V54H236L234 57H233V59H235L236 60V58L237 59H239L240 61H242L244 64H251L252 63V65H251V67H253L254 65H256L257 63L258 64H263L264 63V24L263 25H259L258 24V26L259 27H257V24H255V23H253L252 21H250L252 18L250 17L251 15H250V13L251 12H249L248 13V11H250V9H251V4H248L247 2H248V0H244L245 2H243V0H214L215 2L217 1V2H220L219 4H217V3H215L214 1V5H216V6H218V7H215L211 2H212V0H210V3L208 2L209 0H206V1H204V0H201ZM32 2V3H31ZM47 2H52L51 4H49V3H47ZM69 2V3H68ZM72 2V3H71ZM90 2V3H89ZM94 2V3H93ZM105 2V3H104ZM158 2V3H157ZM173 2V3H174ZM222 2V3H221ZM1 3H3V4H1ZM5 3H7V4H5ZM25 3H26V10H25V7H23V5L25 6ZM28 3V4H27ZM30 3L32 4V6L30 5ZM45 3V4H44ZM75 3H76V5H75ZM81 3V4H80ZM87 5H86V4ZM143 3V4H142ZM146 3V4H145ZM224 3V4H223ZM247 3V4H246ZM38 4V5H37ZM65 4V5H64ZM71 4V5H70ZM84 4V5H83ZM97 4V5H96ZM145 4V5H144ZM160 4V3H159ZM160 4V5H161ZM229 4V5H228ZM232 4V5H231ZM238 4V5H237ZM244 4H246V5H244ZM27 5H30V6H27ZM34 5V6H33ZM50 5H51V9H50ZM54 5V6H53ZM56 5V6H55ZM63 5V6H62ZM67 5V6H66ZM83 5V6H82ZM94 5V6H93ZM155 5V6H154ZM174 5H175V3H174ZM173 5V6H174ZM220 5L222 6V7H220ZM242 5V6H241ZM36 6V7H35ZM37 6L39 7V6H44V10L42 9L41 10V7H39V10L42 12V13H40V12H38L37 10ZM49 6V7H48ZM61 6V8L59 9V7ZM74 6V7H73ZM82 6V7H81ZM86 6V7H85ZM102 6V7H101ZM105 6L107 7V8H105ZM151 6H152V8H151ZM170 6V7H169ZM172 6V3L170 4V5H168L167 7H169V11H171L172 9H174L175 11H177V12H174L173 10V12L174 13H177V17L178 16H180L179 18H181L180 20H182V18H184L182 21H185L186 22V20L188 19V20H190V17L186 14V17H185V13H183V12H185V11H183V10H185V9H181V10H176L175 8H177V6L175 7V8H173V6ZM224 6V7H223ZM240 6H241V8H240ZM3 7V8H2ZM29 7H30V9H29ZM53 7V8H52ZM64 7V8H63ZM69 7H71V8H69ZM78 7V8H77ZM156 7V9H154ZM49 10H48V9ZM55 8V9H54ZM74 8H77V9H74ZM80 8V9H79ZM85 10H83V9ZM158 8H159V10H158ZM218 8V9H217ZM28 9V10H27ZM47 9V10H46ZM67 11H66V10ZM100 9V10H99ZM104 9V10H103ZM110 9V10H109ZM226 9V10H225ZM234 11H233V10ZM236 9V10H235ZM52 10V11H51ZM65 10V11H64ZM78 10V11H77ZM92 10V11H91ZM99 10V11H98ZM102 10V11H101ZM108 10V11H107ZM242 10V11H241ZM246 10V11H245ZM4 13H3V12ZM20 11V12H21ZM24 11H27L28 13H25ZM31 11H34L33 13L31 12ZM45 11V12H44ZM56 11V12H55ZM64 11V12H63ZM75 11V12H74ZM82 11V12H81ZM105 11V12H104ZM155 11V12H154ZM171 11V12H172ZM183 11V12H182ZM223 11V12H222ZM225 11H227V12H225ZM237 11V12H236ZM239 11H240V13H239ZM32 13V14H30V13ZM35 12H37V14L35 13ZM51 12V13H50ZM62 12H63V14H62ZM77 12V13H76ZM81 12V13H80ZM89 12V13H88ZM178 12H179V14H178ZM181 12L183 13V15H184V17H181L182 15H181ZM242 12V13H241ZM244 12H246V13H244ZM3 13V14H2ZM44 13V14H43ZM47 13V14H46ZM49 13V14H48ZM61 13V14H60ZM64 13H66V14H64ZM67 13H68V15H67ZM73 14V16H72V14ZM74 13H76V14H74ZM86 13V14H85ZM103 13H104V15H103ZM232 13H234V14H232ZM247 13L250 15V16H248L247 15ZM56 16H55V15ZM59 14V15H58ZM77 14H78V16H77ZM80 14V15H79ZM92 14H93V16H92ZM117 14H119L120 16L118 17L117 16V18H118V21L120 22V23H126L127 24V22L131 19L130 17V13H128L127 12V14L123 11V13L121 12H119V13H117ZM123 16H122V15ZM124 14H126V15H124ZM222 14H223V16H222ZM242 14V15H241ZM244 14V15H243ZM28 15H30V16H27ZM43 15V16H42ZM46 15H48L47 16V18H48V21L46 20L47 18H45L46 17ZM53 15V16H52ZM87 15V16H86ZM95 15V16H94ZM97 15V16H96ZM99 15H100V17H99ZM233 15V16H232ZM36 16V17H35ZM62 16V17H61ZM72 16V17H71ZM85 16V17H84ZM126 16H128V17H126ZM227 16V17H226ZM247 16V17H246ZM14 17V18H13ZM17 17H20V14L17 16ZM31 17V18H30ZM39 19H38V18ZM49 17H50V19H49ZM62 19H61V18ZM90 17V18H89ZM93 17V18H92ZM97 17H99V18H97ZM125 17V18H124ZM244 17V18H243ZM13 18V19H12ZM34 18V19H33ZM55 18H57L56 20H55ZM65 18H67V19H65ZM74 18V19H73ZM77 18V19H76ZM105 18V19H104ZM141 18V19H140ZM142 18H143V20H142ZM178 18V19H179ZM187 18V19H186ZM237 20H236V19ZM240 18H242V19H240ZM10 19V20H9ZM12 19V20H11ZM36 19V20H35ZM95 19H99L98 20V23L96 22V20ZM239 19V20H238ZM247 19V20H246ZM249 19V20H248ZM37 20H38V22H37ZM39 20H40V22H39ZM59 20H62V21H60V22H58ZM65 20V21H64ZM69 20V21H68ZM78 20H80V21H78ZM89 20V21H88ZM232 20V21H231ZM236 20V21H235ZM245 20V21H244ZM4 21V22H3ZM9 23H8V22ZM31 21H33V23L31 22ZM35 21V22H34ZM43 23H42V22ZM46 23H45V22ZM54 21H56L55 23L57 24V23H59V24H54L53 22ZM66 21H68V22H66ZM76 21H78V22H80V23H78V22H76ZM85 21H87L86 23H85ZM93 21V22H92ZM101 21V22H100ZM126 21V22H125ZM143 21V22H142ZM181 21V22H182ZM230 21V22H229ZM16 23V24H14V23ZM48 22V23H47ZM94 22L96 23V24H94ZM130 22V21H129ZM128 22V23H129ZM147 22V23H148ZM188 22V21H187ZM228 22V23H227ZM246 22V23H245ZM25 23V24H24ZM29 23H31V25L29 24ZM35 23V24H34ZM40 23H42V24H40ZM74 23V24H73ZM78 23V24H77ZM83 23H85L84 25H83ZM90 23V24H89ZM95 25V27H99L100 25L102 26V25H104V26H102L103 28L101 29V30H103V31H101L103 34H102V38L104 37L103 35H107V36H109V41H110V43L111 44H113V43H115V44H117V45H112V47H111V49H110V47L108 48V47H105V49H102V45H101V41H99L100 39H101V36H100V34L99 33H97V31H96V33L97 34H94L93 32H91V30H90V28H87V26L88 25H91L92 27H93V24ZM146 23V25H148ZM158 23V22H157ZM232 23V24H231ZM4 24V25H3ZM10 24V25H9ZM36 24H37V26H36ZM46 24V25H45ZM48 24V25H47ZM52 24H54V25H56L57 27L60 25H62L63 24V26L62 27H66L67 28V25L69 24L71 27H68V28H70L69 30L70 31H72V32H75L76 30H78V31H76L75 33H72L71 34V36L69 35V36H67V32L65 33V32H63V30H58L57 28H55L56 26H54V25H51ZM80 24V25H79ZM88 24V25H87ZM153 24H156V22H155V20H154V23ZM158 24H160V23H158ZM189 24V23H188ZM249 24V25H248ZM14 25V26H13ZM23 25H25V26H23ZM35 25V26H34ZM31 26V27H30ZM45 26V27H44ZM75 26H77V28L75 27ZM91 26H88V27H91ZM144 26V27H143ZM24 27V28H23ZM33 27V28H32ZM82 29H81V28ZM85 27H86V29H85ZM108 27H110L111 29H109ZM31 28V29H30ZM108 29L107 31L106 30H104V29ZM38 29V30H37ZM41 29V30H40ZM75 29V30H74ZM79 29H81L80 31H79ZM144 29V30H143ZM146 29V30H145ZM165 30H166V28H164ZM232 29V30H231ZM240 29V30H239ZM11 30H12V32H11ZM25 30H31L30 32H28L27 34H26V31ZM84 32H83V31ZM90 32H89V31ZM97 30H98V28H97ZM112 30V31H111ZM190 30V29H189ZM16 31V32H15ZM23 31L25 32V34L23 33ZM106 31V32H105ZM110 31H111V33H110ZM115 31V30H114ZM192 31V30H191ZM190 31V34L192 33V34H194V37H197V35H195V34H198V35H200L199 33V31L198 30H194V33L193 32H191ZM197 31H198V33H197ZM240 31V33L238 34V32ZM31 32H32V36L34 35V42L32 41L31 42ZM62 32H63V34H62ZM140 32V33H139ZM142 32V33H141ZM196 32V33H195ZM47 33V34H46ZM84 33V34H83ZM89 33V34H88ZM109 33V34H108ZM246 33V34H245ZM8 34H10L9 36H8ZM15 34V35H14ZM42 34H43V36H42ZM46 34V35H45ZM50 34V35H49ZM75 34V35H74ZM86 34V35H85ZM91 34V35H90ZM92 34H93V36H92ZM177 34V33H176ZM12 35H14V36H12ZM26 35L31 39H29L28 37H26ZM38 35V36H37ZM56 35V36H55ZM73 35V36H72ZM85 35V36H84ZM95 35L97 36L96 38H95ZM111 35V36H110ZM116 37H115V36ZM166 35H167V33H166ZM16 36V37H15ZM23 36H25L26 37V39L28 38L29 39V42H31L30 43V45H28L29 44V42H26L25 41V37H23ZM48 38H47V37ZM55 36V37H54ZM64 38H63V37ZM67 36V37H66ZM78 36V37H77ZM80 36V37H79ZM91 37V39H89L90 37ZM107 36H105V37H107ZM113 36V37H112ZM119 36V37H118ZM137 36V37H136ZM177 36H180L179 35V33L177 34ZM176 36V37H177ZM24 38V40H20V39H22V38ZM71 37V38H70ZM73 37V38H72ZM82 37V38H81ZM89 37V38H88ZM100 37V38H99ZM112 37V38H111ZM11 38V39H10ZM19 38V39H18ZM40 38L42 39V40H40ZM75 38V39H74ZM79 38H81V40H79ZM83 38H84V40H83ZM87 38V39H86ZM60 39V40H59ZM97 39V40H96ZM242 39H244V40H242ZM14 40V41H13ZM17 42H16V41ZM46 40V41H45ZM91 40V41H90ZM95 41V43H94V41ZM115 40V41H114ZM119 40H121V41H119ZM28 41V40H27ZM48 41V42H47ZM50 41V42H49ZM98 43H97V42ZM119 41V42H118ZM137 41V40H136ZM262 41V42H261ZM13 42V43H12ZM19 44L18 46H17V44ZM45 42H47V43H45ZM53 42V43H52ZM57 42V43H56ZM60 42H63V43H60ZM73 42V43H72ZM89 42H90V44H89ZM113 42V43H112ZM15 43V45H12V44H14ZM24 43V44H23ZM26 43V44H25ZM34 43H35V45H34ZM39 43V44H38ZM78 43V44H77ZM97 43V44H96ZM100 43V44H99ZM239 43H240V45H239ZM243 43V44H242ZM245 43V44H244ZM5 44V43H4ZM9 44V45H8ZM11 44V45H10ZM54 44V45H53ZM59 44V45H58ZM63 44V45H62ZM77 44V45H76ZM81 44V45H80ZM89 44V45H88ZM99 44V45H98ZM242 44V45H241ZM256 44V45H255ZM22 45H23V47H22ZM26 45V46H25ZM76 45V46H75ZM84 45V46H83ZM87 45H88V48H87ZM92 45H95L94 47L96 48H94ZM119 45V46H118ZM261 45V46H260ZM10 46H12L11 48H10ZM28 46V47H27ZM30 46V47H29ZM57 48H56V47ZM100 48H99V47ZM125 48H124V47ZM260 46V47H259ZM20 47V48H19ZM32 47V48H31ZM38 47V48H37ZM43 47H45V48H43ZM68 47V48H67ZM99 49H98V48ZM248 47H250L249 49H248ZM14 48H15V50H14ZM17 48V49H16ZM31 48V49H30ZM49 48V49H48ZM84 48V49H83ZM87 48V49H86ZM108 48V49H107ZM238 48V50H236ZM7 49H9L8 51L11 53V55H12V51L14 52V53H16L17 55V57H15L14 55L13 56H9V52L7 51ZM12 49V51H10ZM20 49V50H19ZM24 49V50H23ZM33 49V50H32ZM43 49H45V50H43ZM53 49V50H52ZM55 49V50H54ZM80 49V50H79ZM101 49V50H100ZM113 49V50H112ZM127 49V50H126ZM248 50V53L250 54V55H252L251 57H252V59L253 60H251V61H253V62H251L249 59H248V57L246 56V58H245V52H244V50ZM38 50V51H37ZM41 50V51H40ZM60 50H62V51H60ZM88 50V51H87ZM108 51V52H106V51ZM168 50V52H169V50L170 49H167ZM175 48H173V49H171L170 50V52H169V56H167V54H168V52H166V50L163 52V53H161L162 55H161V61L162 62H165V63H172V62H174V61H176L177 60V58L178 57H180L178 54H179V52H178V50H176ZM241 50V52L239 53V51ZM246 50V51H247ZM251 50V51H250ZM16 51V52H15ZM40 51V52H39ZM48 51V52H47ZM55 51V52H54ZM59 51V52H58ZM64 51H66V52H64ZM91 51V52H90ZM99 51V52H98ZM104 51V52H103ZM119 51V52H118ZM237 51V52H236ZM253 51V52H252ZM260 51V52H259ZM22 52V54H19V53H21ZM27 52V53H26ZM39 52V53H38ZM51 52L53 53V54H51ZM61 52V53H60ZM63 52V53H62ZM68 52V53H67ZM70 52V53H69ZM77 52V53H76ZM93 52V53H92ZM94 52H96V53H99V54H103V55H105V57H109L110 56V62L109 63H107L106 62V60L108 59H105L104 57H103V59H102V64L100 65L99 63H95L94 61H95V59L93 58V56L94 55H96ZM102 52V53H101ZM124 52H126V53H124ZM243 52H244V54H243ZM9 53V54H8ZM33 53H35V55L33 54ZM42 53V54H41ZM73 53L75 54V55H73ZM83 53V54H82ZM107 53V54H106ZM165 53H166V57L169 59L170 58V60H167V58L165 57H163V56H165ZM176 53H178L176 56V58H175V54ZM239 53V56L240 57H238V54ZM247 53V54H248ZM263 53V54H262ZM36 54H38V56L36 55ZM41 54V55H40ZM44 54H46V55H44ZM61 54V55H60ZM80 54V55H79ZM111 54V55H110ZM123 54H124V57H123ZM256 54V55H255ZM20 55V56H19ZM32 55L33 56V58H32V56L30 57V56ZM39 55H40V57H39ZM49 55H50V57H49ZM89 55V56H88ZM100 55V56H101ZM102 55V56H103ZM120 55V56H119ZM172 55H173V57H172ZM37 56V57H36ZM53 56H54V58H56L57 56H58V58L59 57H61L59 60L56 58V61H58L57 63H59V61L60 60H63V61H60L61 63H59L60 64V66H64L63 68H61V67H59V65L57 64V66H55V68L58 70V68L57 67H59V68H61L60 70H58V72L57 71H54V68H51V67H54V65H52V63L53 62H49L50 63V66L47 64V62H48V60H47V57H49L50 58V60L52 59V61H53ZM64 56V57H63ZM68 56V57H67ZM73 56V57H72ZM91 56V57H90ZM116 56V57H115ZM255 56H256V58H255ZM9 57V58H8ZM13 57H14V59H13ZM41 57H45L44 59H41ZM111 57H113V59L111 58ZM3 58V59H2ZM15 58H17L18 60L17 61H15ZM23 58V59H22ZM28 58H30V59H28ZM35 58V59H34ZM48 58V59H49ZM64 58H66V59H64ZM77 58V59H76ZM84 58H85V60H84ZM89 58H91V59H89ZM116 58V59H115ZM171 58L173 59V60H171ZM175 58V59H174ZM255 58V59H254ZM260 58V59H259ZM21 59V60H20ZM37 59V60H36ZM41 59V61H39V60ZM72 59H74V60H72ZM75 59H76V61H75ZM88 61H87V60ZM167 61H166V60ZM179 59V58H178ZM7 60H13V62L15 61V63H13V65H10V62L9 61H7ZM24 60H26V61H24ZM43 60H45L44 61V64H46L45 66L47 67V65L49 66V67H47V71H46V68H45V66L43 65L42 66V64H43ZM105 60V61H104ZM115 60H117V62H118V60L120 61V62H118L119 64H116L117 62L115 61ZM244 60V61H243ZM261 60V61H260ZM31 61V62H30ZM69 61H71V62H69ZM79 61H80V63H79ZM89 61H91V62H89ZM93 61V62H92ZM248 61V62H247ZM255 61V62H254ZM259 61V62H258ZM28 62V63H27ZM40 62H42V64L40 63ZM81 62H83V64L81 63ZM84 62H86V63H84ZM87 62H89V63H87ZM195 62L197 63H194L193 64V66H195V67H198V68H200L201 66H198L199 65V62L198 61H196L195 60ZM262 62V63H261ZM8 63V64H7ZM31 63V64H30ZM54 63H55V59H54ZM53 63V64H54ZM67 64V66H65L64 64ZM73 63V64H72ZM76 63V64H75ZM78 63V64H77ZM103 63H105V65L103 64ZM107 63V64H106ZM254 63V64H253ZM7 64V65H6ZM12 64V63H11ZM14 64H18L17 65V68H16V66L14 65ZM30 64V65H29ZM56 64V63H55ZM62 64V65H61ZM93 64V65H92ZM249 64V65H250ZM9 65V66H8ZM72 65H75V66H72ZM197 65V66H196ZM248 65V66H249ZM264 65V64H263ZM262 65V66H263ZM15 66V67H14ZM77 66L79 67L80 66V68H81V70H80V68H77ZM89 66V67H88ZM99 66V67H98ZM101 66H103V67H101ZM9 67V68H8ZM66 67L68 68L67 70H65L66 69ZM73 67V68H72ZM75 67V68H74ZM87 67V68H86ZM101 67V68H100ZM109 67V68H110ZM113 67V66H112ZM195 67H193L194 68V70L195 69H198V68H195ZM250 67V68H251ZM13 68L14 69H16V70H13ZM49 68V69H48ZM79 69L80 70V73L81 74H79V70H77V69ZM89 68V69H88ZM91 68V69H92ZM263 69H264V66L262 67ZM50 69H53V71H51ZM71 69H72V71H71ZM73 69H75L74 70V72H76V71H78V72H76V74H78L77 76H76V74L73 72ZM82 69H84L85 70V72H87V73H85L84 72V70L82 71ZM88 69V70H87ZM201 69V68H200ZM252 69V68H251ZM254 69V68H253ZM70 71V73H71V76H70V73H69V71ZM87 70V71H86ZM104 70H106V72H108V70L107 69H104ZM111 70H114V68H110V70H109V72L111 71ZM46 71V72H45ZM61 71H63V72H61ZM64 71H65V73H64ZM66 71H68L67 72V74H66ZM13 72V73H14ZM15 72V73H16ZM55 72H57V74L60 72V74H56ZM83 72H84V74L85 75H83ZM108 72V74H110V73H112V71L109 73ZM53 73V74H52ZM99 73H97L96 72V75H98ZM48 74V75H47ZM62 74H66L65 76L64 75H62ZM75 74V77L77 78H72L71 79V77H72V75H74ZM89 74H90V72H89ZM22 75V74H21ZM50 75H52V77L50 76ZM54 75H56V77H58V79L56 78V77H54ZM61 77H60V76ZM81 75H83V76H81ZM218 75V76H217ZM8 76V77H7ZM68 76V77H67ZM91 76V75H90ZM101 76V75H100ZM109 76V75H108ZM108 76H107V78H108ZM217 76V77H216ZM10 77V78H9ZM69 78V79H65V78ZM220 79H219V78ZM12 78V79H11ZM64 78V79H63ZM82 78H85L84 80L82 79ZM101 78V77H100ZM114 78H117V77H115L114 76ZM248 78H250L249 80H254V77H253V75H252V73H250V75L248 74ZM9 81H8V80ZM11 79V80H10ZM62 79V80H61ZM79 79V80H78ZM105 79V78H104ZM103 76H102V78H101V80L99 79V81L100 82H102L103 80ZM109 79H113V78H111V76H110V78ZM108 79V80H109ZM175 79H176V81H177V77H175ZM174 78H173V81L175 80ZM222 79V80H221ZM13 80V81H12ZM53 80H55V82L53 81ZM72 80H73V82H72ZM78 80V81H77ZM86 80V82L84 83V81ZM218 80V81H217ZM222 82H221V81ZM17 81V82H16ZM105 81V80H104ZM173 81H172V83L170 84V86L168 85V86H166L163 90H165L164 91V93L163 94H166L165 92H167V90L171 87L172 89H177V83L174 81V83H173ZM215 81H216V83L218 84L217 85V87H215L214 86V88L216 89V88H218L219 86V90H217L216 89V91H214L213 90V88H212V90L211 91H209L208 93H207V95H206V97L207 98H204L203 97V99L202 98H200V97H202V96H200V97H198V99L200 98V99H202L203 101H207V105L206 106H204V104H206V102H203L202 100H197V99H195V98H197L196 96H197V94H196V96H195V94H193V97L191 96V95H189V94H186V95H189V96H186L185 94H183V93H185V92H181V93H179V94H182L183 95V100H182V96H181V101L179 100L178 102H181L183 105H182V107H181V110L183 109L184 111L185 110H187L186 111V113H188V114H190V112H191V108L193 109L194 108V106L198 109V108H201V110H203V115L206 117V118H204V119H208V116H207V114H209L208 113V111H206V107H208L209 108V106H210V103H211V101H214V102H212L211 103V105H213V104H217V103H219V100H218V98H215V96H217V97H219V99L221 100V97L223 96V97H225L226 95H228L229 93L225 90V92H227V93H225L223 90H222V86L221 85H223L224 84V79L223 78H221L220 77V75L217 73V74H215ZM220 81V82H219ZM49 82V83H50ZM93 82V81H92ZM219 82V83H218ZM53 84H52V87H55V86H53ZM16 85V86H15ZM55 85V84H54ZM67 85V86H68ZM90 85H92V89L94 88V86H93V84L91 83ZM59 86V85H58ZM70 86V87H71ZM96 86H97V90H96ZM224 86V85H223ZM66 87V86H65ZM64 87V88H65ZM70 87L68 86V88L70 89ZM74 87H72V88H74ZM106 85H95V92L96 93H94V92H92V93H89L90 95L88 96V95H86V90H82V94L83 93H85L84 95H86L88 98L90 97L91 99H92V97H95V99L97 98L95 95H97V96H99L100 94H101V92L103 91V89L105 90L106 88ZM176 87V88H175ZM222 87V88H221ZM14 88H16V89H14ZM18 88L20 89V91L18 90ZM68 88H65V89H68ZM89 88H91V87H89ZM88 88V89H89ZM168 88V89H167ZM50 89H51V86H50ZM56 89V87L54 88V90ZM75 89V88H74ZM94 89L92 90V91H94ZM17 90V91H16ZM53 90V88H52V92L51 93H49V95L50 94H53L55 91ZM99 90H101V91H99ZM171 90V89H170ZM170 90L167 92L168 94L169 93H174V92H176L175 90H171L172 92H170ZM80 91V90H79ZM219 91V92H218ZM221 91V92H220ZM88 92V91H87ZM104 92V91H103ZM224 92V93H223ZM212 93V94H211ZM168 94H166V95H163L165 98H167L168 99V97H169V99H172V98H175V97H173V96H177L175 93L172 95V94H169V95H171V97L168 95ZM54 95V94H53ZM83 95V96H84ZM214 97H213V96ZM48 96V95H47ZM46 96V97H47ZM57 96V95H56ZM168 96V97H167ZM199 96V95H198ZM211 96V97H210ZM187 97H189V98H187V99H191L190 101H185L186 100V98ZM195 97V98H194ZM222 97V98H223ZM84 98H86V97H84ZM87 98V99H88ZM180 97H178L177 98V100L179 99ZM94 99V98H93ZM215 99H217L218 101H216L217 103H215ZM195 100H196V102H199V101H201V103L199 102V103H196L195 102ZM209 100H211V101H209ZM194 101V102H193ZM209 101V102H208ZM90 102V101H89ZM88 101L86 102V103H88V104H84L85 106L83 107H77L76 109H74V111L72 112V113H69V114H74V116L77 118L78 116H81L83 119V121L82 122H84V118H87L88 117V113H90V111H92L94 108L93 107H95L94 105H93V103L94 102H90L89 103ZM186 103V104H184V103ZM190 102V103H189ZM180 103V104H181ZM196 103V104H195ZM204 103V104H203ZM191 104V105H190ZM194 106H193V105ZM209 104V105H208ZM179 105V104H178ZM187 107H186V106ZM191 107H190V106ZM239 105H240V107L242 106V109L244 110V111H246L247 112V109H246V107L245 106H243L242 105V103H240V101H239ZM184 106H185V108L186 109H184ZM200 106V107H199ZM204 106V108L202 109V107ZM85 107H87L86 109H88L87 111H89L88 113H87V111H85L86 109H84ZM189 107H190V109H189ZM210 107H212V106H210ZM79 108V109H78ZM83 108V109H82ZM207 108V109H208ZM39 109H41V110H39ZM79 111H78V110ZM195 109V108H194ZM38 110H39V112H38ZM42 110H43V112H42ZM77 111V112H76ZM83 111V112H82ZM43 113V114H42ZM46 113V114H45ZM78 113H81V115H79ZM17 115V114H19V115H17V116H10V115ZM23 114V115H22ZM25 114V115H24ZM45 114V115H44ZM77 114V115H76ZM253 115V114H252ZM258 114H255V116H257ZM22 116V117H21ZM27 116V117H26ZM74 116H71V117H73V118H69L68 117V123L67 122H65L63 125H62V127L59 129V135H61L62 134V137L61 138H59L60 140L64 137V135H65V139H62V141L64 142V144L66 143L67 145H68V143H69V145H72V146H74V148H72V149H74L73 151H69V149H68V151L66 150V154H63V156H62V154H61V150L63 149V148H61V145L60 144H62V142L59 140L57 143H56V141H57V139H55L56 137H53L54 139H50V142H52V140H53V142H52V144H50V142H49V140H48V138L46 137L47 135H44V134H42V135H39V136H35V138L37 139V140H39V142H37V140L34 138H29L30 136H27L28 138H25L26 137V135L27 134H25L24 132H21V133H18V131H16L17 132V135L15 136L14 134H13V132L11 133V134H9L8 135V133L9 132H7L6 134L8 135V139H10V141H11V139H12V141H11V143L8 141L7 142V135L5 134V132H4V135L2 136V139H4L3 141H5L6 142V144L4 145V146H7L8 144H9V146L12 148V150L14 151H10L8 148H9V146H7V149H8V151H7V149L5 148V149H3L2 151H3V155L4 156H6V157H8V158H12V160L14 161V162H16L17 160H16V156H20V154L21 153H24L23 151H24V149H25V142L27 141V143H26V145L28 144V142L30 143V142H32V143H34V145H32L31 143V147L29 146L30 144H28L27 145V148H26V153L27 154H29L30 155V153L31 152H33L34 153V155H32V153H31V156H32V158L35 156H37L36 158H33L34 160H32L34 163H33V165L32 164H30L29 165V167L27 168V170L26 171H22V172H24L23 174H22V176L23 177H21V175H20V180L21 181H19L18 180V178H17V181H16V179L14 178L15 176H14V174L12 173V171H9V172H11L12 173V175H11V173H9V172H7V173H3V174H1V172H0V226H2V227H0L1 229H0V248H1V246H2V248H1V253H2V255L0 256V258H2V259H0V264H19V262H20V264H24V262H27V263H25V264H42V259H43V256H40L41 254H42V252L41 251H39L38 249L36 250H34V252H32V253H30L29 255H28V252H27V256H25V257H14V255L12 254V256H11V253L9 254V252L8 251H10V252H12V248L14 247V246H16V242H17V240L19 239V238H24L25 239V241L24 242H30V241H28V239L30 240V238H28L29 236L28 235H30V233L29 234H27L26 236L24 235H22L23 237H21V234L22 233H28V232H31L32 234L33 233H35V234H37V238L41 241V243H46V244H48V245H52V246H56L57 244H58V246H56V247H61L62 246V248L64 249V251H63V249L62 250H60L59 248H58V250L59 251H56V253L58 254V255H60V256H64L65 257V259H67V262L69 263V264H132V262H131V259H132V257H133V254H135V255H137L138 256V258L140 257V259H138L139 261H140V263L139 264H176V263H178L179 264V259L181 260L182 259V257H183V261L181 260L180 261V263H182V264H201V262L204 260V258L203 257H206V259H211L210 261H212L211 263H210V261H208L207 260V262L206 261H203L202 262V264H204V263H206V264H264V228H263V226H261L260 224V222H258V220H260L259 218H263L262 220H261V222L262 223H264V213L262 212V211H264V210H262L261 212H262V214H259L258 216H256V215H252V218H251V216L250 215H248V217H249V220H247L248 219V217H246V218H244L243 216H241V214L240 213H238V208L236 207V206H234V205H229V204H227V205H225V209L228 211L227 212V215L224 217V216H220V215H218L219 214V210L221 209V203H220V201H219V203H218V201L216 202V201H214V195L212 196V194L211 195H209V196H212V197H209L208 199H206L207 197L206 196H208V194H206L205 193V191H204V189L202 188V187H200V186H197V185H195V182L190 178V173L187 171V170H185V171H183V172H180V173H176L175 172V169L174 168H169V167H167V168H163V169H161V170H158V172H156V170H155V168L154 167H156L157 165H156V163H158V161H156V163H154V165H151V158H153V157H151V156H149L148 154H146V153H143L144 151H142V152H140V153H142V154H145L144 156H142V154H138L137 156H135L134 158H132V159H138L137 160V165H136V168L137 169H143V170H141V171H143V173L142 172H135V168L134 169H132L133 168V166L135 165V164H133V162H132V160H131V162H130V160L128 161H123L122 159H123V157H116V159L113 157V153H114V150H113V148H111V147H106L105 145H104V143L103 142H101V139L98 141L97 139L94 141L92 138H90L88 135L86 136V133H85V135H84V133L83 134H80V133H76L75 131V126H73L72 127V125H71V123L72 122H74V123H77L78 122V120H75V117ZM138 116V115H137ZM12 117V118H11ZM122 117L124 118V117H126V118H124L125 120L127 119V121L125 122V121H121V120H123V118H121V120L120 119H118V121H119V123H118V121L116 122V123H118V124H120V122H121V124L122 123H124L125 122V124H126V126H127V124H129L128 126H131V127H134V126H137V125H141V124H144L145 122H146V120L148 121V118H146L145 117V119H144V117H140V118H138V117H135V118H138V119H135L134 117H130V116H128L129 118H127V116H123L122 115ZM147 117H149V118H151L150 117V115L149 116H147ZM258 117V116H257ZM15 118V120H12V119H14ZM20 120H19V119ZM29 118V119H30ZM44 118H42L41 117V119H44ZM131 118H134V120H133V123H134V125H132V124H130L131 122L129 121V123H128V120L129 119H131ZM139 119H142V120H140L141 122H139L138 123V121H139ZM25 120H26V122H25ZM73 120V121H72ZM136 120V121H135ZM144 120V121H143ZM132 121V120H131ZM17 122V123H18ZM22 122V123H23ZM136 122H137V125H136ZM204 122H206V123H208V122H210V120L208 119V121H204ZM203 122V123H204ZM21 123V122H20ZM70 123V124H69ZM15 124V125H14ZM69 124V125H68ZM148 123H146V126L148 127V125H147ZM145 125V124H144ZM231 125H232V123H231ZM19 126V125H18ZM18 126H17V128H18ZM70 126H71V128L73 129H71L70 128ZM36 127V126H35ZM64 127V128H63ZM226 127H227V125H226ZM231 127V126H230ZM229 127V128H230ZM62 128H63V130H62ZM68 129V130H67ZM71 129V130H70ZM15 130V131H14ZM65 130V131H64ZM157 130V129H156ZM158 130H160L158 133H159V135L162 133L161 131H165L166 132V130L165 129H161V128H158ZM227 130H229V129H227L226 128V131ZM28 132L30 131L31 132V130H27ZM62 131H64V132H62ZM29 132V133H30ZM70 132H72V133H70ZM165 132H163L162 133V135L161 136H165ZM23 133V134H22ZM76 133V134H75ZM22 134V136H20ZM64 134V135H63ZM75 134V135H74ZM80 134V135H79ZM172 134L173 133H171V136L169 135L168 137H172ZM12 135H14V137H12ZM25 137H24V136ZM67 135V136H66ZM77 135H79V137L80 136H82L83 137V135H84V137L82 138V137H78ZM167 135H168V133H167ZM175 134H173V136H174ZM178 135V132H177V134L175 135V139L174 140H176V138L178 139V143H180V141H184V143H182L181 142V144H176L175 143V141L172 143V144H176V145H181L180 146V148L182 147L183 148V150L184 151H186L185 150V148H191L190 147V143H187V140L186 139H184L185 137L183 136L182 137V135L180 134V136L181 137H178L177 136ZM4 136H6V137H4ZM20 136V137H19ZM78 138H77V137ZM9 137H11V138H9ZM16 137V138H15ZM21 138L22 140H20L19 138ZM34 137V136H33ZM14 138V139H13ZM18 138V141L19 142H15L14 143V141H16V139ZM23 138H24V140H23ZM42 138H46L47 139V141H45V139L43 140ZM73 138H75V139H73ZM172 138H174V137H172ZM171 138V139H172ZM31 139H32V141H31ZM67 139V140H66ZM68 139H69V142H68ZM180 139H182V140H180ZM184 139V140H183ZM26 140V141H25ZM35 140H36V143H35ZM55 140V141H54ZM78 140V141H77ZM168 140H170L169 138H168ZM25 141V142H24ZM34 141V142H33ZM67 141V142H66ZM70 141H72V142H70ZM73 141H75V142H73ZM172 141V140H171ZM45 142V143H44ZM46 142H49V144L48 143H46ZM55 142V143H54ZM60 142V144H58ZM176 142H177V140H176ZM186 142V143H185ZM193 142V141H192ZM198 143L200 142V140L199 141H197ZM14 143V144H13ZM20 143H23V144H20ZM39 143V144H38ZM43 143H44V145H43ZM71 143V144H70ZM38 144V145H37ZM41 144V145H40ZM54 144H56V145H54ZM65 144V145H66ZM77 145V147H75V145ZM187 144V145H186ZM43 145V146H42ZM197 145V144H196ZM23 146V147H22ZM28 146H29V148H28ZM41 146H42V148H41ZM45 146V147H44ZM49 146H51V147H49ZM56 146V147H55ZM58 146H60V147H58ZM18 147H20V148H18ZM36 147V148H35ZM43 147H44V150H43ZM52 147H55V148H58V149H55V148H53L52 149ZM32 148V150H30ZM33 148H34V150L36 149V154H35V152H34V150H33ZM42 150H41V149ZM49 150H53V151H56L55 152V155H57V153L59 152L60 154H61V157H60V160H57L56 162H55V156H54V158L53 159H55L54 161H53V159H52V156H50L49 157V155H47L48 157H46V155H45V152L47 151V152H49L48 151V149ZM61 148V149H60ZM19 149H22V150H19ZM27 149H28V152L29 151H31V152H27ZM40 149V150H39ZM71 149V147H70V150H72ZM4 150L7 152V153H4ZM15 150H19L20 151V153L19 152H17V151H15ZM38 150H39V152L40 151H42L41 152V154L40 155H38L39 153H38ZM58 150V151H57ZM22 151V152H21ZM45 151V152H44ZM11 152H12V154L13 153H15L14 154V156L13 155H11ZM44 152V153H43ZM68 152H69V155H67L68 154ZM187 152V151H186ZM191 153L192 151H188V153ZM25 153V155H27ZM190 153L188 154V156L190 155ZM194 152H192L191 153V155L193 154ZM7 154H8V156H7ZM11 156H10V155ZM17 154V155H16ZM46 154H48V153H46ZM60 154H58V155H60ZM71 154H72V156H71ZM24 155V154H23ZM22 155V156H23ZM67 156V162L65 161V158H66V156ZM75 155V156H74ZM39 156H40V158H39ZM43 156H44V158H43ZM68 156H70L69 158H71V157H75V159H70L69 160V158H68ZM111 156V157H110ZM42 157V158H41ZM57 157V156H56ZM64 157V158H63ZM191 156H189V157H186V159L187 160H189L188 158H190ZM8 158H6L7 159V165H8V163H9V159ZM49 158V159H48ZM57 158H59V157H57ZM114 158V161L112 160ZM3 159V156H2V158H1V155H0V163H3V162H1V160ZM6 159H5V163H6ZM35 159L37 160V162L35 161ZM43 160V162L41 161V160ZM47 161H45V160ZM141 159V161H139ZM40 160V161H39ZM51 160V161H50ZM112 160V161H111ZM2 161H4V159L2 160ZM38 161H39V163H38ZM63 161H65V163H67L66 165H67V167H68V171H67V168H65V166L66 165H63ZM70 161V162H69ZM73 161H74V163H73ZM109 161V162H108ZM139 161V162H138ZM40 162H42V163H40ZM44 162H46V163H44ZM51 162V165L50 164H48V163H50ZM55 162V163H54ZM111 162V164H109ZM114 162V163H113ZM141 162V163H140ZM57 163V164H56ZM72 163V164H71ZM207 163V162H206ZM40 164H43V166L44 167H40V166H42V165H39ZM59 164V165H58ZM70 164V165H69ZM132 164H133V166H132ZM138 164H140V166H138ZM9 165H10V163H9ZM12 165V164H11ZM35 165H37V166H35ZM63 165V166H62ZM73 167H72V166ZM78 165H80V166H78ZM107 165V166H106ZM62 166V167H61ZM72 168H74L75 167V170L74 169H72ZM84 166V167H83ZM104 166H106L105 168H104ZM51 167V168H50ZM53 167V168H52ZM76 167H80V168H76ZM101 167V171L99 172V170L100 169H98V168H100ZM104 168V170H103V168ZM110 167V170H112L113 172L112 173H114V171L116 172V171H118L117 173H119V172H122L123 174H121L120 173V176L122 175L124 178V180H121L120 182H118L117 184H119V186L117 187V184H112V182L110 181V179H109V177L111 176L110 175V172H109V168ZM141 167V168H140ZM210 168V164H209V162H208V166H207V168ZM50 170H49V169ZM65 168V169H64ZM70 168V169H69ZM111 168H114V169H111ZM207 168H206V171H204L203 173H206V174H209L211 171H212V169L211 170H209V171H207ZM213 168H215V167H213ZM35 169V170H34ZM48 169V170H47ZM52 169V170H51ZM54 169H56V171L54 170ZM96 169V170H95ZM108 169V170H107ZM116 169V170H115ZM204 168L202 167V170H203ZM216 169V170H215ZM214 170L215 171H217V173L218 172H220V170H219V168H218V170H217V167L215 168ZM221 169V168H220ZM33 170H34V172H33ZM72 170V171H71ZM108 171V173H107V171ZM139 170V171H140ZM200 170V169H199ZM205 170V169H204ZM39 173H38V172ZM44 171V172H43ZM58 171H59V173H58ZM101 176V177H99L98 176V174L96 173V172ZM102 171H105L106 173H104V176H103V178H102V175L100 174ZM30 172V173H29ZM32 172V173H31ZM50 172V173H49ZM56 172H57V174H56ZM60 172H62L63 173V175H61L60 174ZM198 172H200V171H198ZM202 172V171H201ZM28 173V174H27ZM35 173V174H34ZM41 173V174H40ZM54 173V174H53ZM111 173V174H112ZM116 173V174H117ZM139 173V174H138ZM142 173V174H141ZM236 173V172H235ZM48 174H51V176L50 175H48ZM61 176H60V175ZM108 174V175H107ZM115 174V175H116ZM2 175L4 176V178H2ZM6 175V176H5ZM58 175V176H57ZM106 175L107 176H109V177H106ZM118 175V174H117ZM144 175V176H143ZM29 176V177H28ZM64 176H68L67 177V179L64 177ZM7 177V178H6ZM34 177V178H33ZM42 177V178H41ZM50 177H52V178H50ZM56 177H58V178H56ZM246 176H244V178H245ZM250 177V178H249ZM25 178V179H24ZM38 180H37V179ZM40 178V179H39ZM49 178V179H48ZM54 178V179H53ZM63 178H64V181H62L63 180ZM104 179L103 181H102V179ZM108 178V179H107ZM9 180V184H7L8 183V181H5V180ZM33 181H32V180ZM35 179V180H34ZM88 179H89V181L91 182H89L88 181ZM106 179L108 180V182L106 181ZM246 180H244V183L246 182V181H248V182H250L249 181V179L251 180V176L250 175H248V178L246 177L245 178ZM253 179H254V182H253ZM11 180V181H10ZM24 180V181H23ZM46 180V181H45ZM54 180H56V182H55V184H57V181L59 182L58 184H60V185H55L54 184ZM257 179H255V178H252V180H251V183H249V185H248V182L246 183V185L244 184L243 186H244V188L248 185V188H251V187H255V184H257V183H255V181H256ZM5 181V182H4ZM16 181V182H15ZM27 183H26V182ZM35 181V182H34ZM39 181V182H38ZM45 183H44V182ZM65 181H66V184H64L65 186H66V188L67 189H63V187H65L64 185H62L63 183L62 182H64L65 183ZM223 181H226L225 179H223ZM13 182V183H12ZM15 182V183H14ZM24 184H23V183ZM32 182H34V183H32ZM37 182V183H36ZM46 182H48L47 184H46ZM122 182V183H121ZM123 182H124V184H123ZM256 182H258V181H256ZM29 183H31L30 184V186L31 187H29ZM120 183H121V185H120ZM221 183V182H220ZM260 183V182H259ZM21 184H23V185H21ZM38 184V185H37ZM111 184V185H110ZM262 184H264V178H263V182L261 181V183L258 185V187H261L260 185H262ZM10 185V186H9ZM36 185V186H35ZM50 185V186H49ZM61 185H62V187H61ZM112 185H115L114 187H112ZM157 185V186H156ZM19 186H20V188H19ZM22 186H24V188L22 187ZM26 186V187H25ZM39 186H41L42 188H44V189H42V188H40ZM57 186V187H56ZM60 186V187H59ZM160 187L161 188V186L163 187V188H165L167 191H168V193H169V195H170V192L173 194V196H169L168 195V193L167 194H165V196L167 195V196H169L168 198H167V196H166V198H164V197H162V198H164V199H162L161 198V196L162 195H159V197H157V196H155L154 197V199L151 197V196H149L148 195V197L146 196L145 198L144 197H141V196H145V194H146V192L148 191V192H150V189H152L153 187ZM241 187V183H237V187ZM251 186V187H250ZM34 187V188H33ZM38 187L40 188V190H37L38 189ZM56 187V188H55ZM86 187H87V189H86ZM116 187V188H115ZM151 187V188H150ZM154 187V188H155ZM264 187V186H263ZM262 187V188H263ZM3 188V189H2ZM27 188V189H26ZM49 188H50V190H49ZM52 188H54V193L52 192L53 190H52ZM59 188V189H58ZM114 188V189H113ZM163 188H161V191L163 190ZM21 189H22V191H21ZM46 189H48L50 192L49 193H53V195H56L57 197V200L54 198L53 199V195L52 194H48V192L46 191ZM57 189H58V191H60V192H58L57 191ZM63 190V192L65 191V196H64V193L62 192V190ZM243 188L241 187L240 188V190H242ZM5 190V191H4ZM28 190V191H27ZM52 190V191H51ZM86 190V191H85ZM15 191V192H14ZM21 191V193H19ZM30 191H31V193H30ZM39 191V192H38ZM42 191V192H41ZM43 191H45V192H43ZM56 191L58 192V194H60L61 192V195H63L62 197H61V195H59L58 196V194H56ZM84 191H85V193L87 192L88 193V191L90 192L89 194H90V196H88L89 194H85L84 193ZM164 191V190H163ZM166 191V192H167ZM19 193V194H16V193ZM28 193H30L29 194V196H27V194ZM67 192V193H66ZM24 194V196H22L23 194ZM34 193V194H33ZM39 193H41V194H39ZM83 195H82V194ZM26 194V195H25ZM161 194H163V193H161ZM171 194V195H172ZM10 195H11V197H14V198H12L11 199V197H10ZM47 195H49V196H47ZM52 195V196H51ZM83 196V198L85 197V200L83 199V202L84 203H82V202H80L81 200L80 199H82V196ZM85 195V196H84ZM141 195V196H140ZM164 195V194H163ZM16 196V197H15ZM25 197L26 196V198L28 197V198H33V199H38L39 200V198H40V200H39V203H41L40 205H42L41 207H42V210L44 211L43 213V215H39V221H41V219L43 218L44 220H45V218H46V220H48V222L45 220H42L41 222L42 223H40L39 224V222H37L38 221V218L36 219V217L37 216H33V215H28V214H26L25 212H22V211H24V210H22V208L21 209H19V206L20 205H18V204H20L21 203V206H22V203H23V200H22V197ZM51 196V197H50ZM65 198V197H67V198H65V200L67 199V201L66 202H68V204H69V201L70 200H72V201H70V206L65 202V200H62L61 198ZM79 198V200H78V198ZM86 197L88 198V199H90V201L92 202H90V204H87V203H89V202H87L86 201ZM144 198V199H141V198ZM175 197V198H174ZM58 198H60V199H58ZM146 198H147V200L148 199H150L149 201H152L153 203H151V206H152V208H153V213L152 212H150V210L148 211V203H145V201H146ZM169 198H170V200H169ZM211 198H212V200H211ZM14 199H16V200H14ZM44 199V200H43ZM70 199V200H69ZM166 199V200H165ZM171 199H175L176 201H173V200H171ZM11 200H13V201H11ZM47 200V201H46ZM69 200V201H68ZM76 200H78V201H75ZM154 200V201H153ZM157 200V201H156ZM170 202H169V201ZM209 200H211V202L209 201ZM16 201V202H15ZM43 201H45L44 203H42ZM51 202L50 204H49V202ZM54 201V202H53ZM61 201H63L62 203H61ZM93 201H95V202H93ZM135 201V202H134ZM168 201V202H167ZM213 201L215 202V203H213ZM8 202H9V204H11V205H9L8 204ZM12 202V203H11ZM38 202V201H37ZM81 204H80V203ZM132 202H134L133 204H132ZM136 202H138V204L141 206V207H139V205H137V203ZM144 202V203H143ZM158 203V205H157V203ZM173 202V203H172ZM175 202V203H174ZM13 203L15 204V205H13ZM18 203V204H17ZM47 203V204H46ZM57 203V204H56ZM59 203V204H58ZM65 203V204H64ZM75 203V204H74ZM95 203V204H94ZM99 203H101V204H99ZM169 203V204H168ZM216 203H218V204H216ZM17 204V205H16ZM54 206H53V205ZM73 204V205H72ZM83 204H84V206H83ZM87 204V205H86ZM132 204V205H131ZM141 204H145V206H143V205H141ZM48 205V206H47ZM59 206V208H58V206ZM79 205V206H78ZM82 205V207L80 208V206ZM102 205V206H101ZM133 205H134V207H133ZM135 205H137V208H135L136 206ZM195 205H197L196 207H194ZM9 206H11V208H9ZM46 206L47 207H50V208H46ZM55 208V213H53L54 211L52 210L51 211V209L53 208V207ZM57 206V207H56ZM86 206V207H85ZM147 206V208L145 209L144 207H146ZM198 206H200V207H198ZM13 207H14V209H13ZM16 207H18V208H16ZM68 207V208H67ZM74 207H75V209H74ZM16 208V209H15ZM53 208V209H54ZM67 208V209H66ZM71 208V209H70ZM77 208H79L78 210H80L81 209V211H84V210H87L86 212H82L81 213V211H78V210H76ZM119 208V211L117 210V209ZM134 208V209H133ZM157 210H156V209ZM193 208V209H192ZM195 208V209H194ZM198 208V209H197ZM200 208H202V209H200ZM12 211H11V210ZM56 209H57V213H56ZM62 211H64L65 210V212H62V213H66L65 214V217H71V219H75L74 221H75V223L76 222H78V223H76V224H74V221L72 220V222H70L71 221V219L70 218H65L64 217V215H62V213H60L61 212V210ZM69 209V210H68ZM100 209V210H99ZM117 211H116V210ZM120 209H121V211H120ZM192 209V210H191ZM196 209H197V211H196ZM208 209H210V211H212V215L210 214L211 212H209V210ZM218 209V210H217ZM13 210H14V212H13ZM58 210L60 211V212H58ZM72 210V211H71ZM191 210V211H190ZM200 210H202V215H198L199 213H198V211H200ZM203 210H206V211H203ZM115 211V212H114ZM156 211H157V214H155L156 213ZM4 212V213H3ZM9 212V213H8ZM12 212H13V214H12ZM74 212H76V213H74ZM79 212V213H78ZM89 212V213H88ZM94 214H93V213ZM155 212V213H154ZM195 213L196 212V214L197 215H194L193 213ZM204 212V213H203ZM209 212V213H208ZM7 213V214H6ZM11 213V217L9 216V214ZM18 213H21V214H18ZM23 213V214H22ZM67 213H69V214H67ZM81 213V214H80ZM129 213V214H128ZM153 215H152V214ZM27 216V217H25V215ZM47 214V215H46ZM50 214V215H49ZM76 214V215H75ZM85 214V215H84ZM187 214H188V216H187ZM191 214H193L192 215V217L193 216H195V217H193L194 219H191L192 217H191ZM209 216V215H211L212 217H213V219L211 218V216H207V215ZM7 215H8V217H7ZM13 215V216H12ZM16 215V216H15ZM21 215H23V216H21ZM50 217H49V216ZM67 215V216H66ZM70 215V216H69ZM204 215H206V217H204ZM5 218H4V217ZM22 217V218H19V217ZM30 218H29V217ZM34 217V219H33V217ZM48 216V217H47ZM93 216V217H92ZM200 216H201V218H200ZM240 216V217H239ZM258 218V220H257V218ZM14 219H13V218ZM64 217V218H63ZM73 217V218H72ZM80 217V218H79ZM93 220V218L94 219H97L98 220V223H95V221H90L89 219L90 218ZM128 217V218H127ZM191 217V218H190ZM200 218V219H198V218ZM255 217V218H254ZM28 219V220H26V221H28V222H26L25 221V219ZM32 218V220H30ZM77 218V219H76ZM86 218H89L88 220L86 219ZM189 218H190V220H192V221H188L189 220ZM207 218L209 219V221L207 220ZM211 218V219H210ZM224 218H226V219H224ZM239 218V219H238ZM6 219H8V220H6ZM35 219L37 220L36 222L37 223H34L35 222ZM61 219H62V222H61ZM65 219V220H64ZM68 219H70V221H68ZM84 219H86V220H84ZM130 219V220H129ZM202 219L203 220H207L209 223H207L206 221H202ZM30 220V221H29ZM33 220H34V222H33ZM51 220V221H50ZM64 220V221H63ZM78 220V221H77ZM96 220V221H97ZM197 222H196V221ZM210 220L212 221V223L210 222ZM242 220H244V221H242ZM246 220V221H245ZM2 221V222H1ZM44 221V222H43ZM49 221L52 223H54V224H51V226H53L52 227V229H53V231L51 232V227H50V225L48 226V224H49ZM65 221H67L68 222V224H67V222H65ZM85 221H87V222H85ZM47 222V223H46ZM81 222V223H80ZM90 222V223H89ZM94 222V223H93ZM123 222V223H122ZM188 222H190V223H188ZM196 223V224H198L199 223V225H194V223ZM204 222H206L208 225L206 226V224H204ZM236 222V223H235ZM241 224H243V225H245V228H246V225H247V228L246 229H248V230H246L245 228H244V226L242 227V225L240 226L239 224L240 223ZM242 222H244V223H242ZM246 222V223H245ZM12 223V224H11ZM33 225H32V224ZM45 223V225L43 226V224ZM60 223V224H59ZM202 223V224H201ZM230 223V225H227V224H229ZM232 223V224H231ZM235 223V224H234ZM239 223V224H238ZM248 223V224H247ZM260 223V224H259ZM2 224V225H1ZM5 224V225H4ZM37 224H39V225H37ZM42 224V225H41ZM65 224V225H64ZM67 224V225H66ZM190 224V225H189ZM192 224V225H191ZM211 224V225H210ZM213 224V225H212ZM216 224V225H215ZM223 224H225V226H223ZM234 224V225H233ZM24 226V228H22L23 226ZM27 225V226H26ZM29 225H30V227H29ZM55 225H56V227H55ZM63 225H64V227H63ZM81 225V227L83 228V229H81V227H79ZM84 225H86V226H84ZM219 225V226H218ZM227 225V226H226ZM249 225V226H248ZM22 226V227H21ZM36 229V230H34V228ZM48 226V227H47ZM59 226V227H58ZM188 226V227H187ZM193 226V227H192ZM200 226H202V229H200L199 227ZM209 226H212V230L213 229H215V230H213L214 232H212L211 233V231H209L210 229V227ZM216 228H215V227ZM230 226V227H229ZM240 226V227H239ZM21 227V228H20ZM26 227L28 228V231L26 230V231H24L23 229H26ZM31 227L33 228L32 230H30L31 229ZM37 227H39V229L37 228ZM62 227V228H61ZM69 227L71 228L72 227V230L73 231H75L76 233H80V232H82V234L80 233V235H81V238H83V237H85V239L83 238L81 241H82V243H86L87 245H88V247H89V251L87 252V253H79L80 252V250L78 249V251L79 252H77V247H74V249H73V247H72V244L70 243V242H68V244H67V242L64 244V243H59L60 241L61 242H63V239H62V236H61V233L62 232H64V231H70L71 229H69ZM79 227V228H78ZM117 228L118 230H119V232H121V234H122V232H123V234L122 235H124V238H119L118 237V241L120 242V243H118V242H116V244L113 242V240L112 239H110V237H109V234L111 233V231H112V229L113 228ZM197 227V228H196ZM16 228V229H15ZM57 229L56 230V232L58 233H56L55 232V230L54 229ZM68 228V229H67ZM123 228V229H122ZM131 228V229H130ZM190 228V229H189ZM192 228H194V229H192ZM204 228H206V229H204ZM231 228V229H230ZM61 229H63L62 231H60ZM66 229V230H65ZM185 229H187V230H185ZM198 229V230H197ZM217 229V230H216ZM222 229L224 230V231H226L227 230V232H229V231H232V230H234L235 232H236V236H229L228 238L230 239V241H229V239H228V245H224V243L223 242H225V241H220L221 239L223 240V238L221 237V236H225V235H223L224 234V232L222 231ZM6 230V231H5ZM11 230V231H10ZM18 230V231H17ZM71 230V231H72ZM84 230V231H83ZM204 230H206V231H204ZM5 231V232H4ZM8 231H10V232H8ZM14 231V232H13ZM21 231H22V233H21ZM37 231V232H36ZM60 231V232H59ZM16 232V233H15ZM53 232H55V235H54V233ZM195 232V233H194ZM203 232L204 233H208V235H204L203 234ZM14 233V234H13ZM19 233H20V235H19ZM186 233V234H185ZM209 233H211V234H209ZM238 233V234H237ZM9 234V235H8ZM34 234V235H35ZM129 234V235H128ZM188 234V235H187ZM192 234H198V236H194V235H192ZM11 235V236H10ZM13 235V236H12ZM84 235V236H83ZM184 235V236H183ZM199 235L201 236V237H199ZM19 237V238H16V237ZM28 236V237H27ZM96 236H97V239H96ZM128 236L130 237V238H128ZM182 236V237H181ZM187 236H188V238H190V239H188L187 238ZM191 236H194V237H192V240L193 241H195L194 243H193V241L191 240ZM204 236H206V237H204ZM210 238V241H208L209 239H207L208 237ZM26 237V238H25ZM198 237V238H197ZM218 237L220 238V239H218ZM233 237V238H232ZM12 238L13 239H15L14 241H15V244L14 245H12L14 242H13V240H12ZM28 238V239H27ZM55 238V239H54ZM58 238V239H57ZM127 238V239H126ZM215 238L218 240V241H216L215 240ZM236 239L237 241H234L233 242V239ZM21 239V240H22ZM60 239V241H58ZM96 239V240H95ZM195 239V240H194ZM201 241H200V240ZM227 239V238H226ZM234 239V240H235ZM6 240V241H5ZM161 240H163V241H161ZM212 240H215V241H212ZM56 241V242H55ZM198 241V242H197ZM48 242V243H47ZM53 242V243H52ZM58 242V243H57ZM165 242V243H164ZM200 242V243H199ZM202 242V243H201ZM207 242L209 243V244H207ZM216 242H218V243H216ZM10 243H11V245H10ZM114 243V244H113ZM196 243H197V246H196ZM206 243V244H205ZM211 243H212V246H211ZM221 243V244H220ZM236 243H238V244H236ZM168 245V246H166L167 247V252L165 253V254H162V253H160L161 251H159V249L161 248V245ZM182 244V245H181ZM190 244H191V247H190ZM201 244V245H200ZM217 244H220V246H219V248L217 247ZM12 246V247H10V246ZM194 246V248H195V251H193L194 250V248L192 249V247ZM239 245V246H238ZM240 245H242V247L240 246ZM6 246V247H5ZM119 246V247H118ZM200 246V247H199ZM209 246V247H208ZM214 246H215V248H214ZM237 246V247H236ZM28 247L29 246H26L25 247V249L26 250H29L30 251V247H29V249H28ZM187 247V248H186ZM204 247V249H202ZM238 247H239V249H238ZM5 248V249H4ZM169 248V249H168ZM200 248V249H199ZM214 248V249H213ZM218 248V249H217ZM229 249V250H227L225 253L226 254H228V257L226 256V254L224 253H222L221 255H219V254H217V256L216 255H212V253H214L216 250V252H215V254L218 252V251H223L222 249ZM237 248V249H236ZM11 249V250H10ZM192 250V251H190V250ZM207 249H209V250H207ZM67 250V251H66ZM156 250L158 251V255H155L157 252H156ZM183 250H185V251H183ZM196 250H198V251H196ZM200 250V251H199ZM203 250V252H207L206 254L207 255H204V254H202V251ZM5 251H7V252H5ZM39 253H38V252ZM65 251L67 252V253H65ZM155 251V252H154ZM190 251V252H189ZM31 252V251H30ZM121 252V253H120ZM150 252L152 253V252H154L155 254L154 255H150ZM180 252H182V254H180ZM189 252V253H188ZM13 253V252H12ZM33 253H35L34 255H36V253H37V255L36 256H34L33 255ZM184 253V254H183ZM200 253V254H199ZM4 254H5V256H4ZM169 254H170V256H169ZM166 255V256H165ZM184 255V256H183ZM195 255V256H194ZM234 255V256H233ZM7 256H9V257H7ZM40 256V257H39ZM130 256H131V258H130ZM146 256V257H145ZM164 257V261H163V257ZM181 256V257H180ZM201 258H203V259H201ZM219 256H221V257H219ZM223 256H225V257H223ZM51 257H53V258H51ZM58 257V260H59V256H56L55 257V255L53 254V256L51 255L49 258H50V260H52V262H50V260H49V262H46L45 264H56L58 261L55 259V258H57ZM148 257V258H147ZM175 257L177 258V259H175ZM180 257V258H179ZM190 257V258H189ZM195 257V258H194ZM233 257V258H232ZM4 258V259H3ZM26 258V259H25ZM28 258V259H27ZM35 258H36V260H35ZM167 258V259H166ZM185 258H186V260H185ZM191 258H192V260H191ZM198 258V259H197ZM202 260H200V259ZM7 259V260H6ZM14 259V260H13ZM18 259V260H17ZM205 259V260H206ZM213 259V260H212ZM13 260V261H12ZM39 260V261H38ZM148 260V261H147ZM163 262H162V261ZM175 260H176V262H175ZM198 260V261H197ZM3 261V262H2ZM21 261H22V263H21ZM139 261H137V263L139 262ZM195 261L197 262V263H195ZM201 261V262H200ZM32 262V263H31ZM34 262V263H33ZM152 262V263H151ZM200 262V263H199ZM44 264V263H43Z\"/></svg>",
  "mask_w": 264,
  "mask_h": 264
}]
</instances>
